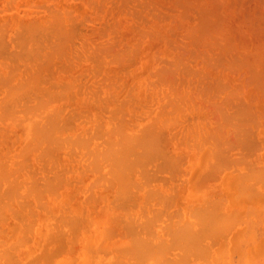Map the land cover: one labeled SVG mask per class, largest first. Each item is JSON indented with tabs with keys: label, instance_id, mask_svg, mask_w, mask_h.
Returning a JSON list of instances; mask_svg holds the SVG:
<instances>
[{
	"label": "bare ground",
	"instance_id": "bare-ground-1",
	"mask_svg": "<svg viewBox=\"0 0 264 264\" xmlns=\"http://www.w3.org/2000/svg\"><path fill=\"white\" fill-rule=\"evenodd\" d=\"M4 1H3L4 2L3 5H5V3H6V0H4ZM8 1H11L13 3L15 0H7V3L4 6L5 8L3 7L4 10L6 9V7H9L10 6L9 3L12 4L11 2L8 3ZM44 1L47 2L46 0H44ZM73 1L74 0H72L71 2H73ZM82 1H80L79 3H82ZM108 1L110 3L111 2L113 3V4H109V5H114V3H116V2L118 4V1L117 0H116V2H113V1H110V0H107L105 2L109 3ZM121 1H123V0H119L120 4L122 3ZM128 1L131 2V0H127L125 2L126 3H129ZM137 1L138 0H136V2L134 1L135 2L134 6L139 5L138 7L139 8L141 7L140 9H142V7L144 5L145 9L148 8V10L151 9V7H152L151 10L153 11V8H154L153 5L154 4L152 5L151 2L154 3V1L148 2L150 0H147L146 1L147 3H146L145 0H144V3L145 4H143V0H142V2L141 1L140 2L143 5L140 2H139L140 4L139 3L137 4ZM173 1L174 2H171V5L169 4L170 7H165V10L170 8V11L172 9H173L172 11H174L175 10L174 7L171 8V6H172V4L174 6V3L177 2L176 4L179 7L178 13H180V15L183 17L182 18L179 14H177L180 17V21L185 18L186 14L187 15L189 14L190 16H193V17H190L188 15V16H186V18H189V17L190 18H193V19L196 20V22L191 27L190 26L188 27L186 25L182 26V28L185 27V26L187 28L186 27H185L186 29L184 28L185 31H184V29H181L185 33H183L182 35L180 34L182 36V37L180 36V38H183L180 41H178V39H177L179 37H176V36H179L177 34L178 33L177 32L176 35H175V38L177 39L178 42H172V40H168V39H166L164 37L165 40L163 39V41L160 42V44H156V45H154V44L152 45L150 43V40L152 38H154L155 35L157 37L156 39H160L159 37L162 36V35L158 34V31L156 32V30L151 27L153 24L155 25L156 22H153L152 25L150 24L151 26L145 23V21H146V19H144L145 17H142L141 16V12L144 11V7H143V10H135V11H134V8H131L130 7L132 9V10L130 9L131 13L133 11V13L131 14V13H129L130 11L128 12V8L129 7L125 5L126 3H122V4H124L122 7L125 8L124 12L126 11L127 14L129 13V16H131V19L134 18L135 16H136V19H137V17H138V19L141 17L140 18V23L137 24V22H135L132 19L133 22L135 23V24H133V26H135V27H133L130 24L133 27L132 28L133 29V36L130 38V35H131L130 34L129 35V39H126L125 38L126 35H125L124 36V39L120 38V40H119L118 37H117V40H116V34L114 32L117 31V30H119V28L123 27V26L120 27V22L121 21L124 22L126 19L125 20H123V19L122 20H119L120 22L119 21H116L117 19L113 20L114 21V24L113 23L112 24H113V26L116 25L117 28H115V27H113L111 25L113 28L110 27L111 30H109V33L111 32L112 34H110V36L109 35L108 36H109V39L110 38H112V39H110V40L108 39L107 41H105V39L107 38V37L105 38V36H106L105 35V32H106L108 26H110V23L111 22L108 23L109 24L108 26H106V24H105L106 21L105 22L102 21L103 23H101V25H104L106 27V28L103 27V29H105V30H103L102 28H99V25L100 24L97 25V23H95V26L97 25L96 26L97 28L95 29L93 27V32H94V29H95V31L98 30L97 32L100 31L99 35L101 33H102L101 34L102 36L104 35L103 36L104 39L102 40L101 39L102 37H97L96 36V33L93 34V32L91 31L92 30V27H91V30L90 29L88 30L87 28H84L85 30L87 29L86 30L87 33H85V34L82 33V32H85L83 29H81L82 27L80 29L77 28V27H80L79 24H83V22L81 23V21H82L81 20V16H80V20H79L80 23L75 22L76 16H72L71 15L72 14L71 11H73V10H71V9H70L71 11L68 10V11L71 12L70 13V12L66 11V8L67 7L65 6V9L63 8L64 9V13L66 12L67 14H66V17H63V16H61V13L59 14V12H61L63 9L61 11L57 12L58 10L57 11L56 10L53 11L54 7H52L53 9L51 8L52 10H50V6H49V9H48L47 8L48 6H44V3L41 4V5L39 4L40 9L42 8L41 10L44 11V7H45V10L49 11V13H50L49 14L46 11L48 13V16H47L48 17V20H45L44 21V24L47 23V25L48 24L49 25L48 26L47 25L43 26V23H42V26H41V24H40L41 22H37L36 20L35 21H36V23H38V25H35V22H33L34 19L31 20L32 21V24H33V25H31L30 18H29V22H28V24L30 23L29 24L30 26L27 24V27L26 28H25L26 25L24 26V24H21V23L17 24V25H19L18 26L19 28L23 26V29L25 28V30L29 27V32L27 34V31L28 30H26V32L24 30L22 33L25 32L26 34H24V35L23 34L22 35L20 34V36L18 34L17 36H15L16 37V40H17V37L19 38V41L18 40H17L18 42L16 41L17 48H20L23 51V52L22 51H20V52H22L24 54L23 55L20 54L21 56H19L17 52H19L20 49L19 50H15L17 48L16 47L13 48L15 51H17L16 52L17 55H16V58L15 59L19 60L20 62L23 60L22 62L24 64L26 63V61H27L26 58L28 56H25L26 58L23 57V56L24 55H31L30 57H31L32 60L29 57V59L31 61H27V63H29V65L27 63L25 64L27 66V70H28L27 73H29V75L31 74L30 73V70H29L30 68H32L33 71H36V74L34 72V73H32L33 75L31 74V76H26V74H25V72H26L25 67L26 66L23 63H22L23 66H21L22 64L21 65H20V63L18 64L17 63V60H15V62H14V59H12V58L15 57L14 56L15 55V51L13 52L14 55L11 54L12 53L11 51H13V49H11L10 52L8 51L9 52V55L11 54V56H13L12 58L6 52V50H8V49H6L5 47H8L9 46L10 39L8 38L9 39V42H8V46H6L7 45L6 42L8 40H4V38L8 35L7 33L9 32L8 31L9 29L6 30V28L10 25V23L6 22V21H8V19L6 21H4V23H1L0 22L1 25H3V24L5 25V26L3 25L4 28L2 29V30L5 29L4 30V33H2L3 31L2 32L0 31V33H2L3 37L5 36V34H7L4 38H2V36L0 35L1 36V40L3 39V42L6 41L5 42L6 44H3L2 43L3 46L0 44L1 47H3L5 49V50H2L3 53L6 52L5 55L7 54L4 58L5 59H8V60H11L12 59L13 62H14L13 65H17V64L19 65V68H18L17 66L13 67L9 63V65L7 64L6 67L9 70L12 69V70H10L11 73L10 74L7 73L8 74L7 75V74H5L4 71H2L5 74V76L3 75V77L1 76V73H0V88H2L3 89V92H4V94L2 95V98H0V121L2 120L1 122H3L5 119H7L9 122L12 123V125L13 124H14V126L16 125L21 130V134L19 135V139H17L18 138L17 137L18 135L14 134V136H15L14 138H15V140L17 142H19V146L15 150L12 149L13 151L9 152L10 149H11V146H13V143L15 142L14 141V138H13L12 139L13 141L10 140L12 142V145L11 146L8 145L10 147V149L8 150L6 148L8 153L5 154L6 153L5 152L3 156L0 154L2 156V157L0 156L1 157L0 158V226L2 225V223L4 222V220L5 221L7 220V217H5L7 214H9V216L12 214L11 217L12 216L15 217V215L17 214L16 215L17 218L19 217L21 220H18L19 218L16 219V217L15 218L12 217L14 219V221H16V220L18 221V222L17 221L15 222V223H17V225H18V223H19V225H21V222H22V225L23 224H27L28 225V223L30 224L31 223V220L30 221L27 220L26 219L27 217H25V214L28 213L29 214V217H31L34 220L33 217H34V212L35 211H33V207L36 204L39 205V206H42L43 205L45 207L44 204H45V202L47 200L44 201L45 199L42 198V197H44L43 196V193L44 192H47L48 195L50 193H51V195L52 194L53 195L56 194L55 197L58 198L60 194H58L57 190L60 189L63 185H65V184L69 185L71 183V184H73V185H71V187L73 186L74 189H75V186H74L75 184H74V182L72 183V179L75 178V176L71 179V178H69V177H71V175L68 176L67 173L72 172V171H70L71 169L76 170L77 168H78L79 174L81 172L82 173L80 174V177L79 178H76V179H79V181H78L79 183H80V181L82 182L81 179H83L82 184L81 183L80 184L82 185L81 186V189L85 191L84 192L81 189H79L80 190V193L81 192L86 193V190H89L88 191V194H87V195H89L90 194L89 192L91 190V195L93 194L92 196L90 195L91 198H90V196H87L85 194L84 196H86V197L83 196L85 199H88V200L89 199H92V198H93L92 200H94V199H100L101 196L94 195V192L92 190L103 191L102 189H104V188L106 190L108 188H111L112 189V187H114L115 188L114 190H116V191L118 190L120 194L124 193L125 196L127 194H129L128 193L129 190H130V194H131L132 189H133V195L134 196H135V193L134 192H136V189H139V191L141 189H143L145 191H147V189L148 190L150 189L151 190L150 192L147 191V192H149L148 193L149 196H148L147 192L143 191L147 195L144 194V196L146 198L143 199V201H145V202H142V203L143 204H147L149 201H152L153 199H155L156 202H154L155 201L154 200L153 201V203H154L153 205H157V206L159 205L161 207V205L163 203L161 202V204H159L160 203V199H157V198L161 196L160 197L161 198V201L163 200L165 202V199H163V198H169L170 197L169 195L172 193L173 196H171L169 198V200L168 199L166 200L167 203L169 201V203L166 204V205H168L169 210H170V208L172 206V203L174 202V201L172 202L171 200H173V197L175 196L174 192L176 191V190L175 191H172V190L173 189H176L175 187L181 188L183 185L180 187V186H176L177 184H175V185L174 184H171V181H173V180L175 181L176 180L175 179V176L174 177L172 176V178H171V176H168V175H167V177L166 176L165 177L164 176L161 177L158 174L161 177V181L160 182L161 183L163 182L162 185L159 183L161 185V187H163V185H165V187L167 189L168 188L170 189V190L169 189L167 190L165 187L161 188V190H163L164 188L166 189V194L168 196H166V194H164L165 195L164 196L163 193L165 191L162 192V195H161V191L159 190L158 186L155 187L157 189H155L154 187L152 188L151 187V184L147 183L146 181L149 180V178L152 175H154V178L151 177L152 180L157 179V178H159V180H160V177L159 176L156 177V173H159V172L162 173V172L165 171V170L163 171V169H166V165H165V168H163L164 166H162V163H164L165 160H164V162L160 161L161 157L167 156V157H165L166 158V161L167 160L168 161L172 160V161H170V163L172 162V166L171 167H174L173 165H175V167L173 169H176V168L179 169L178 172L180 173L179 174L180 176L182 174L181 173L182 170L180 168H178L179 167L178 164H181L184 167H186L184 165L185 162H182L183 159L185 158V156L183 155L184 153L181 154V153L178 152L179 155L176 158L175 156H173L174 153L173 154L170 153V149L169 148H165L166 145H167V142L166 141H168L169 138L167 140H165V141H162V143L159 142V146H157L158 144L155 146V143H158V141L161 139V136H162V139L163 138L166 139V137H165L166 134H165V131L164 130L165 129H169L171 126H173L175 124L176 125L177 124L179 125L178 130H179L180 127H183V128L186 127L188 129L189 126H190V124L193 126L194 129L192 127L191 128L194 130V135H193V132H192V129L191 128H189V130H187L186 132H185V128H184V131H183V128H182L181 129L182 130L181 132H185V133L188 132V135L186 136V143L188 144V141H191V139H192L193 142L191 141L192 142L191 145L194 146L195 149L198 148V150H200V148H202L203 145L204 146H207V148L205 147L207 149V153H204V155H206V154L209 153V155L211 156V159H212L213 163L212 162H210L212 164L209 163V159H208V157H206L207 155L205 156L204 159H208V160H206V161H208V163L206 165L207 166V169H209L210 167L211 168L213 167V169L211 171L210 170L211 168H210L207 172H205V171H203V172H205V173H208L209 171L212 172L211 176L215 177L214 178L215 180L219 176L218 173L221 172L218 168H220V169L221 168H223V169L225 168V170H226L227 169L226 167L229 166L230 164H232L234 166V164H237L238 162H241V161L244 162V163L246 162V158H243L244 161L242 159H241V161L238 159V158H240L239 157L241 155L240 153H242L244 155L247 153V155H249V157L252 158L251 157L252 156L251 153L254 154L253 151H256V149L258 148V143H259V142H257L255 140V137L253 136V134L255 135L256 131H258V130H260L262 133H264V103L257 104V107H253V106H251L249 104V102L252 101V99H249V101L247 100V102L244 103L245 101L242 100V97H243L242 95L244 93H248V91H246V89H247V87L251 86L249 88H251V90H252V88L255 89V93H256V95L257 94L260 95L259 96L260 99L261 98H264V52H261L262 50H260V51H257V52H260V53H258L257 55H256V53H253L252 56L251 55L249 56V53L239 52L240 58L236 56V52L234 53L235 55H233L232 53H228V52H231V50H230V48H232L231 46L233 45V47H234V44L231 41L232 37L229 40V37L226 36L225 38H227L228 40L227 39L224 40V39H220V38L218 39L217 38L218 36L217 37L215 36V31H216V28L215 27H217V26H214V24L216 22L222 21V19H221L220 15L217 12H216V14H218L219 16L218 15L217 16L220 17V18H217L216 16H214V15H216L215 14V11H217L216 8H218V6L214 5V6H212L213 8L207 6L208 3H211L210 0H204L203 1L204 3H202V2L199 3L201 0H199V1L198 0H173ZM223 1H225V0H222V2ZM237 1L238 2H242L243 1V3H241L240 5H244V4L250 5V3L253 2V7L254 8L256 6H258V7L255 8L257 10L253 13V16H250L249 15L250 16L249 18L247 16V18L243 22H246V23H249V24L251 23V25H254L255 28H253L252 26L250 28L255 29V30H258L259 34L261 35V40H262V38H264V36H262V35H264V26H262V25H264V24H262V23H264V0H242V1L241 0H237ZM18 2H20L22 4L21 1L18 0ZM212 2L215 3L214 0ZM229 2H232V0H230ZM31 3H32V1H30L29 5H26L25 4L26 5V8L27 7L28 8L29 7H37L36 4H35L36 6H30ZM83 3L86 4L85 5L86 6L85 8H88V6H89L90 7L89 10L92 9L91 12L94 11V14L97 15V17H96L93 14L94 15V18L95 17L96 18L100 17V18H98V19H100L99 21H101V19L105 18L106 16L108 18L109 15H110L109 16L110 18H113V17H115V15L118 14V12H120V14H121V11H122V9H120L121 11H119V9H118L121 5H117L118 8L115 7L116 5H114L113 7H115V9L117 8L116 11L115 10L114 11L112 10L113 7H106V8H110L111 9V10L109 9L110 12H113L114 14L113 13H110L109 14V11L106 8L105 9L108 12L107 11L106 12H103L101 10V7L103 6L102 5L103 0H85V2L83 1ZM149 3L151 5V7L149 6ZM7 4H8V6H7ZM21 4L18 3V7H16V8L19 9V6ZM254 4H255V6H254ZM42 5L44 7H41ZM80 5H81V7H83V4H80ZM140 5H142V6H140ZM157 5H158V3H157ZM12 6H14V5H12ZM15 6H17L16 5V2H15ZM126 7H128V8H126ZM225 7H226V5H225ZM230 7H233V6H230ZM230 7L228 9H230ZM9 8L11 10H8V9H6V10L8 12H11L12 11V8L11 7H9ZM163 8H161V9H163ZM210 8H212L213 10H211ZM238 8H237V12H238ZM40 9H38V10H40ZM228 9H226V10H228ZM259 9H260V12L262 13V15H261L260 12H258L260 15H256V14H258L257 11ZM13 10L15 11V8ZM38 10H35V12L37 11L36 12L37 14L39 13ZM81 10H83V8ZM81 10H78V11H81ZM89 10L86 9V11H89ZM117 10H118V12H117ZM151 10H150L149 13L147 12L146 14H148V15L151 14V17L153 16L152 18H154V21H156L160 17L161 18L159 20H157L158 22L161 19H164L166 16L170 17V15H166L165 16L164 13H161L156 8L154 9L155 12H153V13H155V15H154L153 13H151L152 12ZM235 10H234V13H237V12H235ZM7 11H3L2 10L0 12H4L5 13ZM43 11H41V12L43 13ZM50 11H53V12H50ZM138 11H140V13H137ZM175 11H177V10H175ZM212 11H213V13H212ZM15 12H17V11H15ZM17 13H18L17 15L19 17L20 16L19 15V12H17ZM42 13H41V15H42ZM134 13L136 14L135 16L133 15ZM160 13H161V16H159ZM31 14H33V17H34V14L35 13L33 12V13H30V15ZM37 14H35V15H37ZM39 14L37 16H39ZM120 14L117 17H120V19H121V16H123V15L121 14V16H120ZM211 14L212 15L214 14L213 17H215L213 19V21L211 20V18H212V15ZM0 15H1V13H0ZM25 15L28 16L29 14L26 13ZM25 15H23V17L20 16V17H22V20H23V18H25L24 17ZM43 15H44V13H43ZM45 15H46V13H45ZM45 15L43 17H45ZM67 15L69 17H71V18H69ZM76 15L79 16L80 14L77 13ZM88 15H90V14H88ZM124 16H127V15L124 14ZM154 16H156V20H155V17ZM173 16H174V14L171 15V17H170L171 20H169L168 17H166L164 20H166V19L169 20L170 24H171V21H172V23H174V21H176L177 22L176 25L179 26V24H180V26L179 27L178 26L177 27L175 26V29H180L181 28V24H183V23H179L176 20V18L173 17ZM67 17H68V20H71L70 21V25L69 24H66V22H67L66 21V18ZM73 17H75L74 18L75 20L72 19ZM82 17L83 18L84 17L86 18V19L85 18L84 19L82 18L83 20H85V22L86 21L90 22V20L87 19V16L83 15ZM162 17H164V18H162ZM172 17H173V19H175L174 21H173ZM43 19H45V18H43ZM109 19H107L108 20L107 22H109ZM131 19L130 20H127V22L128 21L130 22ZM143 19L145 21H143ZM193 19H190V20L192 21ZM150 20H151V18H150ZM164 20H163V22H165ZM190 20H189V22H190ZM12 21H13V19H12ZM24 21H26V20H24ZM73 21H74V23H73ZM88 22H87V24H88ZM146 22L149 23L148 21H146ZM213 22H215V23H213ZM238 22H240V21H238ZM98 23H100V22H98ZM161 23H162V20H161ZM74 24L75 25L77 24L76 25L77 27L76 26L75 27H76V29H79V31H77L75 28H73V25ZM87 24H84V25H86V26L89 27V24L88 25ZM121 24H122V22H121ZM123 24L125 25V22ZM218 24L219 23H216L215 25H218ZM66 25H68L69 28ZM71 25H72V28H71ZM130 25H126L125 27H127V26L130 27ZM12 26H13V24H12ZM230 26L226 30H228L229 28L232 30V28ZM232 26L235 27L233 24H232ZM246 26H247V24H246ZM2 27H0V28H2ZM48 27H49V29H47ZM125 27H123V28H125ZM12 28H14V26ZM218 28H219V30H222V27H221V29H220V27H218ZM245 28H247V27H245ZM73 29H75V33L74 32H71V31H74ZM101 29H102V31H101ZM162 29H165V31H166L165 33H168L170 31L171 32V35H170V33H168L169 36H172L173 35V31L170 28V26H168L167 29L166 28H162ZM15 30L16 29H14V32H15V35H16V33H17L16 31L17 30L16 31ZM20 30H22V29H20ZM38 30L41 31V32H39L40 34L37 33ZM80 30H82L81 33H79ZM124 30H126V28ZM231 30H230V32H231ZM6 31H7V33H6ZM76 31L80 35L82 34V36L85 35L84 38H82L80 36L82 38V39L80 38L81 41L83 40L82 42H80V44L78 43L79 41L76 38V36L79 35V34L78 35L76 34ZM89 31H91V34H93V36L95 35L94 36L95 38L93 36H92L93 38L88 37L87 34H88ZM103 31H105V32H103ZM14 32H10V33L14 34ZM129 32H131V31H129ZM258 32L257 33L254 32V33L258 34ZM113 33H114V36L112 37ZM119 35L117 34V36H119ZM183 35H184V37H183ZM258 35H256V36H258ZM120 37H122V36H120ZM237 37L234 36L235 41H237ZM10 38H11V36H10ZM75 38L78 41L77 43L76 42H73L75 40ZM99 38H100V41H99ZM113 39L116 40V41H114ZM238 39H239V37H238ZM111 40H113L114 42L111 41ZM11 41H13V40H11ZM102 41H104L103 42L104 44L106 42H107V44L109 43V45L107 46V44H106L104 46V44H102V46H101L100 44H101ZM169 41H171V42H169ZM245 42L247 43L248 41H245ZM73 43L74 44L75 43L78 44L77 45L78 48L75 45L76 46V49H75ZM153 43H155V42H153ZM238 43L239 42L237 41V44ZM239 45L243 46V44H241V43H239L238 46ZM14 46H15V44H13V47ZM150 48H152V52L150 50L151 53L148 50ZM144 49H146L147 51L143 54L141 52ZM162 49L168 50L167 52L169 54H171L172 57L166 58V57L160 56L159 55V52ZM0 50H1V48H0ZM2 51L0 53H1L2 56H4V54H2ZM42 51L45 52L44 55H46V56L43 57ZM47 51H49V52H47ZM25 52H27V54H25ZM184 53H187L188 54V57L187 58H189L190 56L193 57V61H190L189 64L192 63V62H194V61L196 62V65L195 66H200L199 64H201V65L203 64L202 66H204V67L206 66L205 67L206 70L209 68V72H206L205 69H204V72L201 71L202 72L201 73L200 70L197 67H191V68L189 67V69H188V63H187V60L188 59L186 60V62L183 60L185 58L182 59ZM242 54L244 55L243 57H245V59L242 57ZM95 55L98 56V57H96ZM165 55H166V53H165ZM7 56H9V58H7ZM17 56L22 57V58H19L18 59ZM91 56H93V58ZM246 56L248 58H246ZM95 57H96V59H95ZM138 57L139 58L143 57V59L141 58V60H143L145 63H148L151 60V62L154 64V68H152V71L149 70L146 73L147 74V78H149L150 76L152 78L154 77V80L153 81H156V83L154 82L155 83L154 85L152 84L153 82L150 83L148 81L151 78L146 79V77H143L144 79H141V78L138 79L136 77L135 78L132 77L133 79L131 80V78H130V81L127 79L128 75H131L133 73L131 71L132 66L135 65L136 62H139L138 61ZM23 58H25V59H23ZM82 58H85V60H87V59H89V60L94 59V60H91L93 62L92 65L89 62V64L92 67L93 73L92 74H88V77H87V79L85 78L86 79L85 81H86V84L87 83L89 84L90 82H87L89 80L88 78L92 79V82L91 83H92V85L93 84H96V87H95V85H93L96 89H94V87L92 86L93 87L92 89H94L95 91L94 90L91 91V88H90L91 86L90 85H87L90 88V90H89V88L87 86H85V88L87 87V89L90 91V92L88 91L89 93L87 91L85 92L86 94L87 93L89 94L88 97H86L87 95L85 93H83L85 89L83 88L81 90L82 82L84 80V79L82 80V78L85 77V76H83L82 78L80 77L81 79L79 78V82L80 83H78V84L75 85L76 82H74V81H77L78 82L77 77L82 76V74L84 73L83 72L84 69L86 70L87 67L81 68V69H83V71H81V69L79 70V71H81V73L78 74L79 76L76 74V77H73L74 79L70 77L71 80L69 81L67 79V81H69V82H65L64 85H60L61 83L62 84L64 83V82H61V81H59L61 83L58 84L57 82H54V80H53V82H52L53 85L51 84V82H49V83L47 82L48 83L47 84L46 81H44V80L51 81L50 79H53L54 78L52 75L57 72L55 69H58V71H60V69H61V71L63 73L65 72L66 77L69 78L68 77L69 76L68 73H69L70 70L68 71V66H70L69 67V69H70L73 66L71 64L75 60H77V61L80 60L81 61ZM0 59L3 60V58H1V57H0ZM20 59H22V60H20ZM51 59H54V60H57V59L60 60L61 59L63 62L60 61L61 62V63H59L60 64V67H59V64H58V68H57V66H55V68H53L54 69L53 70L52 69V65L54 67L55 63L51 62L52 61ZM12 60H11V62H12ZM33 60H35L34 61L35 62V66L36 65L38 66V67L36 66L35 69H33V63H31V62H33ZM85 60L82 61V62H85ZM151 62H149V64ZM4 63L2 64V61H0V64H2L0 66H3ZM76 64L79 65L78 63H76ZM89 64H88V69H87L86 72H89L90 73L91 68H89ZM9 66L11 68H9ZM29 66H31V67H29ZM39 66H40L41 70L39 69ZM139 66H137L136 68L138 69ZM151 66H152V64H151ZM202 66H201V68H202ZM20 67H23V69L21 70V72H23L26 77L23 78V77H21V76H23V73L21 74V76L18 73V76H20V79H22V81L19 83V81H17V78L18 77L15 75V73H17V72H16V69L14 70V68H17V69H19L18 71H20ZM147 67H149V66H147ZM3 68L5 69L4 66H3ZM64 68L66 70H64ZM78 68H79V66H78ZM42 69H43V71H42ZM50 69H52L53 71H51ZM104 69H106V71L108 72L107 74L104 72ZM107 69H109V71ZM132 70H133V68H132ZM38 71H39V74H37ZM67 71H68V73H67ZM135 71H136V69H135ZM7 72H9V71L7 70ZM41 72H42V75L43 76L41 75ZM75 72H76V70H75ZM226 72H228V73L230 72L231 75H234L235 74L234 76L238 77V81H240L239 78L243 75L244 76V79H243L244 84H243V86L241 85L242 82H240V85L241 86H238L239 83L237 84V86H232L231 84H229L231 82L229 80L227 81V76L230 78L231 75L230 74L228 75ZM143 73H144V71H143ZM236 73H238L239 75H237ZM146 74H144V75H146ZM13 75L15 77H17L16 78V81H15L16 83H14V84L7 83V82H10L11 79H13ZM140 75H141V73L138 76H140ZM41 76H42V78H41ZM8 77L9 78L12 77V78L11 79H7V80H4V81H7V82L1 81V79L3 80V78L6 79ZM91 77H94L95 79L97 78L96 80H97V82L98 81L99 82L96 83V80H93L94 78H91ZM18 80H19V78H18ZM40 80H43L44 83L47 84L46 86H49V84H51V85L49 87H46L45 84H42V81H40ZM241 81H242V79H241ZM71 82H73L74 84L71 83ZM54 83H55V85H54ZM56 83H57V85H56ZM7 84H9V85H7ZM86 84L84 83L83 85H86ZM98 84H99V86H98ZM43 85L46 88L43 87ZM235 85H236V83H235ZM77 87H79V90H77L78 89ZM99 88L102 89L101 92H100ZM164 88L165 89H168V91L169 90L171 91V97H170V99L166 98L165 103H163V105L161 104V108L162 109H158L159 111L155 113L156 115L153 118H150V120L152 119L150 122L143 123V125H141V126H139L140 125L139 124L138 125L139 126L138 128L137 127L135 128L134 127V124L133 125L131 124V126L136 129L135 131L126 130L127 127L123 125V122L127 121V119L125 120L123 118V116L124 115L125 116H128L124 112L126 110H129L130 108H132V105H133L132 99H134V98L131 96V93L133 92L135 94L138 90H143L145 92L146 91L148 92L149 90H155V93L157 91L158 95H160L159 94V91L161 90L160 92H162ZM74 90H76L75 93L78 96H82V95H79L81 93L85 94L86 95L85 97L87 98V101L92 100L93 101V104L94 103H97V102H100L101 104L97 103V105H95V106L93 105L94 109H97L96 106H100V109H99L98 112H99L100 115H102V118L105 117L103 115L108 114V118H110L112 121L109 120L106 117L109 120V122L107 123V121H106L104 123V127H103L102 126V123L103 122L100 121L101 118L99 116L97 117V115H95L96 119H94L95 117L93 119L87 118L88 117L87 115H90V112H88L89 113L88 114L85 109H83V110H85L86 112L83 111L82 108H80V111H82L81 113H83V114L77 113V112L75 114L74 111H73V108L74 107L71 108L70 105L67 106L64 102L63 103L65 104V106L63 104L58 105L60 102H62L63 99L65 100L64 97H66L67 95H68V97H66V98H68V100H70V101L71 100L73 101L74 96H73L72 93L74 92ZM119 90L121 91V93H120ZM80 91H82V92H80ZM170 91H169V93L167 92L166 94L165 93H161V94H163L164 97H167L170 94ZM68 92H71V94H69ZM77 92H79V93H77ZM101 93L108 94L109 95V96H107V102L106 101H105V103L102 102L103 101L102 99L105 98V100H106V96L101 98ZM111 93H116V95L118 94L119 97L117 96L118 98H116V100H114L113 94H111ZM69 95H71V96H69ZM142 95L143 96L146 95V96H144V98H145V101H147L146 98L149 97V96L147 94H145V93L142 94ZM240 96H241V98H240ZM252 96L254 97V95H251L250 97H252ZM85 97H84V99H85ZM110 97L113 98L112 100H114V104L113 103L112 104H109L110 102H113L111 100H110V102H108V99H110ZM114 97H115V95H114ZM135 97H136V95H135ZM141 97H139V98H141ZM164 97H163V99H164ZM155 98L157 99V97H155ZM159 98H160V101H161V97H159ZM238 98H240V100ZM257 98H258V96H257ZM136 99H137L136 100V102H137L138 101V98L136 97ZM156 99H153V100L156 101ZM255 99H256V97H255ZM149 100H151V99H149ZM241 100L243 102H241ZM258 101H259V98H258ZM260 102H262V100ZM68 103H70V102L68 101ZM146 103L148 105V102H146ZM153 103H155V102H153ZM82 104H84V103H82ZM90 104H91V101H90ZM74 105H76V104H74ZM135 105H137V104L135 103ZM166 105L168 106V108L166 110H164L167 107ZM66 106L70 108L69 111H72V114L71 115L68 112L67 108L65 110V107ZM145 106H146V104H145ZM145 106L142 105L143 108ZM154 106L155 105H153V107ZM159 106H160V104H159ZM164 106H166V107H164ZM61 108H64V109L61 111ZM137 109H139V108L137 107ZM154 109H152V110H154ZM156 109H157V107H156ZM87 110H88V108H87ZM131 110H134V109H131ZM152 110L151 111L150 110L147 111V112H150V113H146V111H144V112L147 115H149V114L152 113ZM64 111L66 113V114L64 113L66 116L63 114L62 118L59 117ZM131 112H132V114H130L128 117H132L133 111H131ZM137 112H138V110H137ZM144 112L142 114L141 113L140 114L143 115ZM183 112L184 113H188V114L190 112H192L193 115H194V113L195 114H199V115H201L202 119L199 118V121H198V119H196V117H195V119H196L195 120L194 119V116H193L192 117V119H193L192 122L194 124H192L190 122H189L190 124H188V121H187V124H185V122H184L185 120H182L181 121V119H180L181 116H183V114H181ZM74 114H75V116H74ZM84 114H87V115L86 116H83ZM177 115H180V116H178L179 118L177 117ZM186 115L184 114V116H186ZM64 116L67 117L66 118L67 120L65 119L63 121V117ZM136 116H138V115H136ZM144 116H146V115H144ZM69 117L71 118V121L69 120L70 119ZM78 117H80V118H78ZM186 118L188 119V116H186ZM144 119H145V117H144ZM190 119H188V120H190ZM206 119H207V121L202 124V121L203 120H206ZM74 120L76 121V123L73 122ZM98 120L100 121L99 124L97 122ZM103 120H104V118H103ZM195 121L196 122L198 121V122L195 124ZM134 122H135V120H134ZM5 123H7V122H5ZM86 123L87 124L96 123L98 125H94L93 124L94 126L90 128V127H88V125ZM126 123H127V125L129 124L128 121ZM108 124H109V127L107 128ZM6 125H8V124H6ZM80 125H82V127L85 126V125H87V126H85L87 128H85V127L82 128V127H80ZM185 125H187V126H185ZM125 127H126V129H125ZM2 130H4V129H2ZM171 130H172V128H170V131ZM178 130L175 131V126H174V130H173L174 133L173 132L170 133V131H168L169 134H170V136H171V137L169 136L170 137V140H172L175 137V135L177 136L178 132H180ZM5 131H7V130H4V132H2V131H0V132L1 133H6ZM14 131L15 130L13 129L12 132L14 133ZM163 131H164V134L162 133ZM181 132H180L181 136L178 134L181 137V139H179L180 137H178L177 140H176V137L174 138V140L176 141L177 144H182V142H181L182 137L185 136L184 135L185 133L182 134ZM196 132L198 134H196ZM173 134H175V135H173ZM0 136L2 138L4 137L1 134H0ZM188 136L191 137L189 140H188ZM262 137H264V136H262ZM3 139H1L2 140L1 142H3ZM17 142H16V145H17ZM163 142H166L165 143L166 145ZM183 142H185V140ZM183 144L186 145L185 143H183ZM160 145L161 146L164 145V146L161 147ZM188 145L190 146V144H188ZM188 145H187V148L189 147ZM5 147H7V146L5 145ZM159 147H160V149L161 148H164V149H161V151H160L159 150ZM226 148H227L228 151L231 150L232 148L233 149L234 148L237 149V153H238L239 156L237 155V157H236L237 159L235 161H234L235 158L234 159H231L230 158V155H229V157H228V155L226 157V155H225L226 152H224V149H226ZM259 148L264 149V146H261V147L259 146ZM259 148H258V150H259ZM208 149H210V151ZM171 150H172V148H171ZM227 150H225V151H227ZM168 151H169V153H167ZM200 151H202V150H200ZM168 154H169V156H168ZM180 154L183 155L184 158H182V156H180ZM187 154H189V153H187ZM153 156H158V160L160 162L157 163V164H158L159 168H162V170L159 169V171H158V169L157 170L155 169V171H157V172H154V174H153V170H152V172H151L152 174H147V175H150L149 178H148L147 175H146V173H145V171L143 170L144 171L143 172L142 169L143 168L145 170L147 169L145 167L146 163H148V161H149V163H151L150 162V160H152L151 158H153V159L156 158V157H153ZM172 156L175 157V159H172ZM259 156H260V154H259ZM62 157L68 158L69 161L68 160H65V161L63 160L64 162H62L61 161ZM180 157L182 159H180ZM241 157H243V156H241ZM37 158H38V160H41L43 162L42 163L43 166H42V164H40L41 166L39 168L41 169V172L43 173L44 177H43V175L42 176H38L37 175V172L36 173L34 172V170H35L34 167H33L34 170H30L32 168L29 169V167L31 166V164L29 165V162H30L29 160H32L33 159L32 161H34V159L36 160ZM145 159H146V163L143 162V161H145ZM163 159L164 158H162V160ZM176 159H179V160L177 161ZM204 159L202 158V160L200 162L202 163V161ZM155 160H157V158L154 159V161ZM232 160L235 163H233ZM257 160H256V162H257ZM185 161H187V160H185ZM206 161L203 162V163L205 164ZM242 162L240 164H243ZM248 162H249V160H247V163ZM76 163H83L84 165L83 164L82 165L84 167H82L81 169L79 168V166L75 167L76 166L75 165ZM170 163H168V165ZM251 163L254 164V162H251ZM251 163L249 164L250 166L253 165ZM259 163H257V164H259ZM46 164H47V166H46ZM159 164L161 165V167H160ZM202 164H201V167L203 168ZM221 164L225 165V167H223V165L221 166ZM77 165H79V164H77ZM142 165H144V166H142ZM147 165H149V164H147ZM151 165L149 167L150 170H151ZM208 165H210V166H208ZM249 165H247V166L244 165V167H243V170L244 171H241V172H239L240 170L239 171L235 170V168H233L231 170L230 169L231 166H230V168H228V169H230V171H228V169H227V171L229 173H234V171H237L236 174L234 173L233 175H235V176L237 175L238 177L240 176L239 179L237 177H236V179L234 178V183L236 182L235 180H238L237 181L238 183L237 182H236V184L231 183V185L233 184L232 185L233 188H234V185H236V192L234 191V193L239 194L240 195V198L242 197V195H243L244 198L247 195L246 198L248 200H249V198H252V197H253V199H254V197H256L255 199H257V196L259 198H260V196L264 197V193H259L258 191L255 190V188H257V185L258 184H259L258 186L261 185L260 187H264V169H262V167H261L262 165L261 166L259 165L261 168L257 167V169H256L255 168L256 164H254L255 166L253 165V168H255L256 170L255 169H251L252 166L250 167ZM69 166L70 167L72 166L75 169L72 168V167H71V169H69L70 168ZM245 166H246V168H245ZM248 166H249V168H247ZM44 167L46 168V170H45ZM201 167L199 165L198 170ZM42 168H44V169H42ZM140 168H142V169L140 170ZM156 168H158V167H156ZM177 169L175 171H176V174H177L178 177L177 176L176 177L178 178L177 180H180V183H179V181L177 183L180 185V184H182V181H181V179H179V175L177 173ZM47 170H49L50 174H47ZM52 170H55V171L53 172ZM68 170H69V172H68ZM168 170H172V168L171 169H168ZM200 170H202V169H200ZM200 170H199V172H200ZM51 171H52V173H51ZM141 171L146 176L142 175ZM146 172H147V170H146ZM172 172L171 171L170 172L167 171V174L169 173V175H172ZM183 172H184L183 173L184 175L186 174L185 176H187V174L189 173L187 170H186V173H185V171H183ZM197 172H194L195 174H193L194 175V176H192L193 178L195 176L196 177L198 176V179L199 180L201 179V181L203 179H206L207 180V176L205 175V173H201L200 176H199V174L198 175L196 174ZM216 172H217V174H216ZM228 172H226V173L228 174ZM38 173H40V172H38ZM148 173H149V171H148ZM140 174H141V176H140ZM45 175H47V176L45 177ZM72 175H73V172H72ZM173 175H175L174 172H173ZM201 175L203 176L202 177L203 179L201 178ZM233 175H231V176H233ZM143 176H144V178L147 177L148 179L147 178H145V179L143 178V181L142 182L140 181L142 183V185H141V184H139L140 182L138 181V178L139 177L141 178ZM211 176H209V178ZM223 176H225V175H223ZM192 177H190V178H192ZM196 177H195V179H196ZM227 177H228V175L226 176V178ZM67 178H69L68 181H67ZM140 178H139V180H141ZM184 178H182V179H183V184L185 185L184 182L185 181H188V179L186 180ZM193 178L191 180H193ZM209 178H208L207 181L214 180L212 178H210V179ZM169 179L171 180L170 181V184L171 185L168 184V183H167L168 184L167 185L165 183L166 181H169ZM152 180H149V182L152 181ZM199 180H196V181L199 182ZM206 180H203L204 182H200V183H197L195 181V186L197 188L194 187L193 188L194 190L192 192H196V190H198V192H199L202 187H204V189L207 188L206 185L203 186V184L205 183ZM227 180H229V178ZM154 181H157L158 182V179L157 180H154ZM154 181H152V182L154 183ZM78 182L75 181V183H78ZM133 182H135V183H133ZM143 182H145L147 186H144L145 184L143 185ZM198 184L201 185V186H197ZM172 185H174V186H172ZM149 186L151 188H149ZM136 187H139V188H136ZM145 187H147V189H145ZM54 190H56V191H54ZM152 190H153V192H152ZM177 190H180V189H177ZM59 191L61 192V189ZM73 191H75V190H73ZM124 191H127V192H124ZM168 191H171V192L168 193ZM77 193H79V192H77ZM141 193H142V191H141ZM151 193H152V195H151ZM153 193H155V194L157 193V194L156 195L155 194L153 195ZM206 193H207V191H206ZM234 193H233V195H234ZM41 194H42V197H41ZM120 194H118V192L115 194V192H114V197L112 198V200L115 201V199H119L120 198ZM124 194L121 195V198H120L121 200L119 199L120 201L118 202L119 204H120L121 201L122 202H125V204H126V202L129 201V198H130V200L133 199L132 196H130L129 198L128 197L126 198L124 196ZM214 194L215 195L218 194V196H219L220 193L219 192L217 193L216 191H214L213 192V195L212 194H209L211 197L213 196L212 199H211V197L209 195L203 197V200L205 201V204H206L205 206H203V207L202 206L196 207L195 205L192 206V210L191 211H194V213H195V209L196 208H198V209L201 208V207L204 208L203 210L202 209H200V210L196 209L197 211H199V212L196 211V214H194V213L191 212V214L193 216L195 215L194 218H193L194 219L193 222L190 221V222L187 223L186 220H184L186 223L185 222H182L183 220H181L182 218L180 217V215H179V220H180L179 221L177 219L178 218L177 216H178L179 213L178 212L176 213L174 211L177 214V215H175V213H172L173 210H171L172 212L171 211L170 212L172 213V215L176 216L175 217V221L178 220L176 222V226H175L174 221H171V220H173L172 218H174V217L171 218V216H170L171 214L169 215L168 209H165L167 207L165 205V203L163 205H165L166 207H164V206L161 207V211H163L162 212L163 214L160 213L158 215H160V217L162 215H164L165 219H164V222H162V223L165 224V221H167L166 222L167 225L165 226L167 229L166 228H163L164 224H163V226L161 224L160 227L162 226L161 227V233H162L161 235L162 236H159V235L158 236H159V238L162 237L160 239H163V241H165V238L167 236L165 238H163L164 234H167L168 232L171 233L170 231H167V230L170 228V230H173L174 231V233H173V231L171 233V234H174V235L173 236L170 235L169 237L172 239L171 241L175 245V249H177V251H178V254L177 255H176L177 252L173 253V254H175L177 256V259L174 258L177 261V264L178 263H180V264L181 263L182 264H186L188 262L187 260H189V259H190L189 261L192 262L191 264H216V263L218 264L220 262L219 259H221V257H220V258H218V261H217V257H219L218 255L221 256L222 254H224L226 256V254H227L226 252L228 250H226V248L224 250H222L223 248L220 247L219 248V251L221 250L223 252L224 251H226V252H224V253L223 252H221V253L220 252L219 253L217 252L218 254L215 253L216 255L215 254L213 255L214 252L212 253L213 250L211 251V249L214 247L215 248L214 251L217 250L216 249V247H217L216 245H217L219 239L220 240L223 239L224 240V243H226L225 242L226 235H224L222 233L224 231L227 232V230H229L230 228H231L230 230H232V227L233 226H236L235 224H238V223L241 224V225H245L246 226V223H250L251 224V222L252 223L254 222L252 224V226H254L255 225V221H253L252 218L250 219V215H256L257 214V216H255V217L256 218H259V217H261V214H264V213H262V208H264V205H262V204H264V202H262L261 204H259V203L257 204L258 205V207H257L258 209L257 210H255L256 209L255 207H252V204H249L248 205L246 203L247 204V205H245L246 208H250L251 207V209L252 208H255V209H252V211H251L250 209H246L245 208L247 211L245 210L246 214H244V211H242L244 209L242 207L243 204L241 203L242 198L241 199H237L239 196L237 195V198H236V194H235L234 196H235L236 199L235 198H233V199H235L237 201V203H239L238 200H240V203H241L240 209L242 208L241 209L242 212L241 211L239 212L238 208H236V209L235 208H231L230 211L232 209H235V210L234 211H231V212L229 211L227 214L225 213V211H223L224 213L221 212V213H223L222 214L223 216H222V215L218 214V211H219V209L222 210L223 207L225 208V206L221 207L222 206L221 203H222L223 199L226 200V196H225L226 194H222L221 193V196L223 195L222 196L223 199L221 198V196H219L220 197L219 200H217L219 197L217 198V196H215L216 197L215 198L214 197ZM260 194H262V195H260ZM44 195H45V193H44ZM117 195H118V198L116 197ZM123 196L125 197V199H124L125 201H123V199H122ZM147 196L150 199H151L152 196H154L155 198L152 197V200H149L147 198ZM208 196L210 197V199L208 198V200H207L206 197H208ZM224 196H225V198H224ZM231 196H232V194H231ZM234 196H232V197H234ZM98 197H100V198H98ZM102 197H104V195H102ZM63 198L66 199L67 197L66 196H63ZM104 198H101V199H104ZM36 199L38 201H36ZM40 199H41V201H40ZM52 199H54V198H52ZM126 199L128 201H126ZM146 199H148V200H146ZM253 199L252 200H249V201L253 202L254 201ZM32 200L36 204L33 205V207L30 208V206L32 205V203L31 202L29 203V201H32ZM210 200H212V201L215 200L214 201V204H213V202H210ZM133 201H134V199L132 200V203H134ZM204 201H203V203H204ZM219 201H221V202H219ZM116 202H117V200L115 201V203ZM224 202L225 201H223V204H225ZM231 202H233V200ZM255 202H256V200H255ZM257 202H258V200H257ZM259 202H260V200H259ZM28 203L31 204V205H29ZM118 203H116V204L113 203V204H114V206L116 205L118 207V205H119ZM218 203H220V205ZM237 203H235L236 204V207L238 205ZM121 204L119 205V207L121 206ZM169 204H171V205H169ZM207 204H209V205H207ZM253 204H255V203H253ZM37 205L35 207H37ZM128 205L127 204L125 205V207H126L125 209H127V210H129L128 209ZM148 205L151 208L153 206V205L151 206L150 204H148ZM200 205H204V204H200ZM43 206H42V208H44ZM142 206H144V205H142ZM13 207H18V208L20 207L19 209H21V212H18ZM24 207L27 209L28 212L25 210L26 213H24V212L22 213V210H24ZM139 207H141V206H139ZM177 207L179 208V206H177ZM142 208L143 207H141V210H142ZM157 208L158 207H156V208L153 207V210H154L153 212H155V210ZM193 208H195V209L193 210ZM143 209L145 211V206H144ZM190 209L191 208H189V210ZM11 210H13V212ZM29 210L31 211V213L33 212L32 213L33 216H30L31 213H30ZM121 210H122V208H121ZM124 210H123V214L124 213L126 214L127 211L124 212ZM158 210H159V212H161L160 209H157V212L156 213H159ZM179 210H180V208H179ZM259 210H261V211H259ZM9 211H11V213H9ZM164 211L166 212V214L164 213ZM236 211H238V214L236 216L238 217L239 220L238 219H235V217H234V214L237 213ZM153 212L151 213V215L153 214ZM234 212H236V213H234ZM258 212H261L260 215L258 214ZM19 213H21L24 216L21 215V217H20ZM189 213H190V211H189ZM242 213L245 215L244 216V218L246 219L245 221H244V218L242 217L243 216ZM130 214L131 213H129V212L126 214V217L125 218L127 220L126 219L125 220L122 219V220L128 221V218H129ZM148 214L146 213V214H143L145 216H142L143 217L142 219L143 220H146V221H144L145 223H147L146 226L148 224H151L152 223L151 222L152 220H153V223L154 224H158V223H155V221H154L155 218L154 217H156V216L159 217V216L157 214L155 216L154 215H152V216L150 215L151 217H153V218H151V217H149ZM180 214H182L181 211H180ZM191 214H188V216L191 217ZM146 215H148V216H146ZM165 215L166 216L169 215L170 217L168 216V218H171V219H166V216ZM258 215H259V217H258ZM127 216H128V218H127ZM134 216L133 217H130V219L133 220L132 218H134ZM246 216H249V217H246ZM74 217H72L71 219H75ZM157 217H156V219H157ZM190 217H188V218H190ZM240 217L243 218V220ZM58 218H59V221H60L59 223H62V220H65V222H67L66 220H69L70 219V217H69V219L68 218H63L62 219L60 217H58ZM136 218H137V216L134 218V222H135V219ZM25 219L27 220V222L25 221ZM78 219H80V218L78 217V218L75 219L76 221L75 220L74 221L77 222ZM147 219H148V221H147ZM248 219H249V222H246ZM131 220H129L128 223H130ZM143 220H140V222L143 221ZM160 220H162V219H160ZM169 220H170V222L168 224V221ZM240 220H242L241 222L242 223L244 222L245 224H242L240 222ZM56 221H58V220H56ZM136 221H137V219H136ZM149 221H150V223H148ZM80 222H82V221L80 220ZM123 222H122V225L124 223L127 224V222H124V223ZM131 222H133V221H131ZM140 222H137V223L140 224ZM159 222H161V221H159ZM171 222H172L173 225L171 224ZM234 222H235V224H232ZM258 222H260V220ZM67 223H70V222L68 221ZM72 223H73V221H72ZM135 223H133V225H135ZM145 223L142 224L144 226V228L146 227L145 226ZM78 224H80V223L78 222ZM177 224H179V225H177ZM229 224H230V226H229ZM142 225H141V227H142ZM169 225H170V227H167ZM194 225H195V228L193 227ZM137 226H139V225H137ZM149 226H151V225H149ZM157 226H159V225H157ZM178 226H180V229H178L179 228ZM247 226H248V224H247ZM247 226L244 227V228H249L250 229V226L249 227H247ZM192 227L194 228V230H192ZM125 228L128 229L127 227H125ZM175 228L177 229V232H178L176 234H175V232H176L175 231ZM223 228H224V231L222 230ZM28 229L29 228H27V231H23V229L21 228V231H22L21 234L22 235H25L24 238L25 237L27 238L28 237L27 232L31 231L30 229L29 230ZM196 229H198V230H196ZM225 229H227V230H225ZM249 229L248 230L246 229V231L247 232L248 231L249 232H252V230L250 231ZM4 230H5L4 228H3V230L0 229V246H1V242H3L2 238H1L2 237L1 231L3 232V235H4ZM133 230H135V229H133ZM149 230H151V229L149 228ZM162 230H163V232L165 231L164 234H163ZM229 231H228V234L230 233ZM242 231H245V229L242 230ZM149 232L147 234L145 232H142V233L145 234L144 236H147L149 234ZM247 232H245V234L242 232L244 234L243 237H245V238H243V239L242 238H239L240 237V235H239V237L236 239L237 240V244L238 243L242 244V246L238 244V247L240 246L241 249H242V247H243L244 244H247V243H245L247 241L246 235L249 234ZM23 233H25V234H23ZM30 233L31 232H29V234ZM124 233H125V231H124ZM138 233L141 234L140 232H137V234L135 233V235H138ZM158 233H159V231H158ZM253 233L252 234L255 237L256 236V231H253ZM152 234L150 236L148 235L150 239H152ZM129 235L132 237L134 234L131 235V233H130ZM138 236L140 237V235H138ZM156 236L157 235H155V237ZM19 237L16 238V240L19 239ZM135 237H137V236H135ZM143 238L145 240V237H143ZM170 238L168 240H170ZM131 239H133V238H130V240ZM134 239L135 240H132L133 241L132 243H134V241H136V242L138 241L136 238H134ZM153 239H154V236H153ZM238 239H241V240H238ZM139 240H140V238H139ZM223 240H222V243H220V246L223 245V247H226V246H224L226 244L223 243ZM244 240H246V241H244ZM248 240H250V242L252 241L249 238H248ZM140 241L143 242L142 236H141V240ZM146 241H147V239H146ZM152 241H155V240H152ZM171 241H169V242H171ZM240 241L243 242V243H241ZM157 242H160V241H157ZM247 242L250 243L249 241H247ZM162 243H164V242H162ZM162 243H161L160 246H162ZM168 243H166V245L164 243L163 245H165V246H162V247H164L163 248L164 251L161 249L162 250L161 253L163 252V254H160L159 253L162 256H159L158 258H161V259L162 258L163 259L166 258L168 260L167 261L165 259L164 260L162 259V261H163L162 264L163 263L170 264L169 261L173 262V260H174L171 257H170L171 260L168 257H165L167 255V253H168L166 251ZM214 244H216V245H214ZM141 245H142L143 248L141 247ZM141 245L138 247V242H137V245H135V247L140 248V249H136L135 247H133V249L135 248V250H140L139 251V253H140L141 252V249L143 250L144 247H146V245L143 246L144 244H141ZM230 246H232V245L230 244ZM230 246L228 247V249L230 248ZM1 247H0V262L2 261L4 263V261H3L4 258L2 256V252L4 253V247H3L2 250H1ZM168 247H170V246H168ZM155 250L152 251L151 254H153L155 252ZM127 251L129 252L130 250H127ZM179 251H181L180 253H182V251H183V253L184 252L185 253L184 254H179ZM147 252H149V250ZM132 253H134V252H132ZM137 253H138V251H137ZM137 253H134V254H137ZM187 253H188V255L189 254L190 255L188 256ZM151 254H149V255H151ZM155 254H156V252H155ZM155 254H153L154 256L152 255V257H154L156 259L157 257H155ZM169 255H172V254L170 253ZM141 256H143V254ZM179 256H180L181 259L179 258ZM147 257H149V256H147ZM141 258H143V257H141ZM141 258H138V259H140V262L142 260ZM150 258H151V256H150ZM150 258H148L147 260H149ZM182 258H184V259H182ZM156 260H158V259H156ZM178 260H180L181 262L178 261ZM185 260H186V262H185ZM153 261H155V260L152 259V262ZM176 261H175V263L173 262V264H176ZM155 262H157V261H155ZM150 263H151V261H150ZM107 264H109V263H107ZM111 264H112V262H111Z\"/></svg>",
	"mask_w": 264,
	"mask_h": 264
},
{
	"label": "rangeland",
	"instance_id": "rangeland-1",
	"mask_svg": "<svg viewBox=\"0 0 264 264\" xmlns=\"http://www.w3.org/2000/svg\"><path fill=\"white\" fill-rule=\"evenodd\" d=\"M4 0H0V11H7L6 9H8V10H11L9 7H11L12 8V11L11 12H0L1 13V17H0V22L1 23H4V21H6L7 19H8V21H6V22H8V23H10V25L6 28V30H8L9 32L7 33V31H6V33L8 34H5V38L3 37V35H2V33H4V30H2L3 28H4V26L3 25H1V23H0V27H2V28H0V31L2 32V33H0V35L2 36V38H4V40H8L6 43H7V45L6 46H8V42H9V39H10V44H9V46L8 47H5L6 49H8V50H6V52L8 53V55H9V52H10V50L11 49H13V48H17V45H16V41L18 40L19 41V38L17 37V40H16V37L15 36H17L18 34H19V36H20V34L22 35H24V34H26L25 32H26V30H28L27 31V34H28V32H29V27L25 30V28L27 27V24H28V22H29V18H30V21L32 20V19H34V21L33 22H35V25H38V23H36V21L37 22H41L40 24H41V26H42V23H43V26H45V25H47V23H45L44 24V21L45 20H48V13H49V11H47V10H45V7L44 6H48L47 8L49 9V6H50V10H52L53 8L52 7H54V9H53V11L54 10H58L57 12H59V11H61L63 8L65 9V6L67 7L66 8V11H68V10H73V11H71L72 12V16H76V18L75 17H73L72 19L73 20H75V22H78V23H80L79 22V20H80V16H81V23L83 22V24H79L80 25V27H77L75 24L73 25V28H75L76 29V27L77 28H81V29H83L85 32H82V30H80V32L79 33H87V29L89 30H91V27H92V32H93V27L96 29L97 27V25H99V28H102L103 29V27L104 28H106L104 25H101V23H103V22H105L106 21V26H108L109 24L108 23H110V26H108V28H107V30H106V32L105 31H103V32H105V41H107L108 39H109V36H110V34H112L111 32L109 33V30H111V28H113V27H115V28H117V26L116 25H114L113 26V24H114V21L113 20H115V19H117L116 21H119V20H125L124 22H125V25L123 24L124 22L123 21H121L122 22V24H121V22H120V27L121 26H123V27H125L126 25H132L133 26V24H135L134 22H133V20L135 21V22H137V24H139L140 23V18L138 19V17H137V19H136V14L134 13L133 15L135 16L134 18H132L131 19V16H129V13H131V11H130V9L131 8H134V11L135 10H143V7H144V5L143 4H145L144 3V0H143V4L141 3L142 2V0H138L137 1V4L140 2L142 5H143V7H142V9H140L138 6L139 5H137V6H134V4H135V2H136V0H131V2H129V3H126L125 1H127V0H123V1H121L122 3H126L125 5L126 6H128V7H126V8H128V14H127V12L125 11L124 12V10H125V8L124 7H122L124 4H120V2H119V0H117L118 1V4H117V2H116V0H110V1H113V2H116V3H114V5H116L115 7H117V5H121L118 9H119V11H121L120 9H122V11H121V14L123 15V16H121V14H120V12H118V10H117V12H118V14L117 15H115V17H113V18H110L109 16H108V18H107V16L105 17V18H103V19H101V21H99L100 19H98V18H100V17H98V18H96L97 17V15L96 14H94V11L93 12H91V10H89L90 9V7L88 6V8H85L86 6V4L85 3H83V1L85 2V0H74L73 2H71L72 0H46L47 2H45L44 0H19V1H21L22 2V4L20 3V2H18V0H15L13 3L11 2V1H8V3L9 2H11L12 4H10L9 3V7H6V9L4 10V6L6 5V3H7V0H6V3H5V5H3L4 4V2H3ZM26 3H25V2ZM30 1H32V3H31V5L30 6H36L37 5V7H27L26 8V5H29V3H30ZM80 1H82V3H79ZM105 1H107V0H105ZM104 0H103V3H102V5L104 6H102L101 7V10L103 11V12H106L107 10L109 11V14L110 13H113V12H110V8H106V7H113L114 5H109V4H113L112 2L110 3L109 1V3H107V2H105ZM135 1V2H134ZM147 0H145V2H146ZM151 1H154V3H152ZM199 1V0H198ZM197 1V2H198ZM204 0H201L199 3H204L203 2ZM213 1V0H212ZM211 0H210V2L211 3H208L207 4V6H209V7H212V6H214V5H216V6H218V8H216V10L217 11H215V14H216V12L220 15V17H221V19H222V21H220V22H216V23H219L218 25H215L216 23L215 22H213V23H215L214 24V26H217V27H215L216 28V31H215V36L219 39H227V38H225L226 36L227 37H229V40H230V38L232 37V39H231V41H232V43L234 44V47H233V45L231 46L232 48H230V50H231V52H228V53H232L233 55H235L234 53L236 52V56L237 57H239L240 58V54H239V52H243V53H249V56L251 55H253V53H256V55L258 54V53H260V52H257V51H260V50H262L261 52H264V38H262V40H261V35L259 34V32H258V30H255V29H252V28H250L251 26L253 27V28H255L254 27V25H251V23L249 24V23H246V22H243L246 18H247V16H248V18L250 17V16H253V13L257 10V9H255L256 7H258V6H256L255 8L253 7V2H251L250 3V5H246V4H244V5H240L241 3H243V1L242 2H238L237 0H232V2H229L230 0H225V1H223L222 2V0H214L215 1V3L214 2H212ZM3 2V3H2ZM15 2H16V5L17 6H15ZM66 2V3H65ZM78 2V3H77ZM148 2H151V4L154 6V8H153V11L151 10L152 9V7H151V5H150V3H149V6L151 7V9H149L148 10V8L147 9H145V7H144V11H142L141 12V16L142 17H145L144 19H146V21H148L149 23H147L144 19H143V21H145V23L146 24H148V25H152L153 24V22H156L155 23V25L153 24L151 27L153 28V29H155L156 30V32L158 31V34H160V35H162V36H160L159 38L160 39H156L157 37H156V35H155V37L154 38H152L151 40H150V43L153 45H156V44H160V42H162L163 41V39H164V37L166 38V39H168V40H172V42H178V41H180L181 39H183V38H180V36L183 34V33H185L184 31H185V29L187 28L186 26H193L194 24H195V22H196V20L195 19H193V18H190V17H193V16H190L189 14V18H186V16H188L187 14H186V16H185V18L184 19H182L183 17L180 15V13H178V11H179V7H178V5L176 4V3H174V6H173V4H172V6H171V8L172 7H174V9L175 10H177V11H170V8L169 9H166L165 10V7H170L169 6V4L171 5V2H174L173 0H150V1H148ZM180 2V1H179ZM206 2V1H205ZM2 3V4H1ZM18 3L19 4H21L20 6H19V9L18 8H16V7H18ZM26 5H25V4ZM44 3V6L42 5L41 7H44V11L43 10H41L40 9V6H39V4L41 5V4H43ZM56 3V4H55ZM59 3V4H58ZM106 3V4H105ZM139 3V4H140ZM147 3V2H146ZM157 3H158V5H157ZM231 5H230V4ZM238 3V4H237ZM33 4V5H32ZM36 4V5H35ZM63 6H61V5ZM80 4H83V7H81V5ZM108 4V5H107ZM129 4V5H128ZM133 4V5H132ZM177 6H176V5ZM210 4V5H209ZM228 4V5H227ZM238 6H237V5ZM12 5H14V6H12ZM52 5V6H51ZM73 5V6H72ZM106 5V6H105ZM142 5H140V6H142ZM148 5V4H147ZM180 5V4H179ZM225 5H226V7H225ZM7 6H8V4H7ZM58 8H56V7ZM76 6V7H75ZM148 6V7H149ZM215 6V7H216ZM230 6H233V7H230V9H228ZM237 6V7H236ZM240 6V7H239ZM254 6H255V4H254ZM4 7V8H3ZM15 8V11H17V12H19V15L20 16H22L23 17V15H25L26 13H28L29 15H30V13H35V14H37L36 12H35V10H38V9H40V10H38L39 11V16H37V15H35L34 14V17H33V14H31L30 16L32 17H30L29 15L27 16V15H25L24 17L25 18H23V20H22V17H18V13L17 12H15L13 9ZM115 7H113L112 8V10L114 11H116V9H115ZM122 7V8H121ZM131 7V8H130ZM138 9H137V8ZM147 7V6H146ZM164 7V8H163ZM214 7V8H215ZM240 9H239V8ZM35 10H34V9ZM46 8V9H47ZM52 8V9H51ZM83 8V10H81ZM107 10H106V9ZM158 9V11H160L161 13H164V15L166 16V15H170V17H171V15H173L174 14V16L173 17H175L176 18V20L179 22V23H183V24H181V28L180 29H175V26L177 27L178 25H176L177 24V22L176 21H174L175 19H173V17H172V19H173V21H174V23H172V21H171V24H170V22H169V20H171L170 19V17H168V16H166V17H168V19L169 20H164L165 18L164 17H162V18H164V19H161L162 20V23H161V20L158 22L157 20H159V19H157L156 20V16H154L155 17V20L156 21H154V18H152L151 17V14H146L147 12L149 13L150 12V10L152 11L151 13H153V12H155L154 11V9ZM161 8H163V9H161ZM178 8V9H177ZM213 8V7H212ZM212 8H210L211 10H213ZM237 8H238V12H237ZM64 9L61 11V12H59V14L61 13V16H63V17H66V12L64 13ZM86 9L87 10H89V11H86ZM110 9V10H109ZM225 9V10H224ZM226 9H228V10H226ZM236 9V10H235ZM21 10V11H20ZM33 10V11H32ZM78 10H81V11H78ZM132 10V9H131ZM146 10V11H145ZM148 10V11H147ZM169 12H168V11ZM234 10H235V12H237V13H234ZM41 11H43V13H44V15H45V13H46V15H45V17H43L44 15H43V13L41 12ZM48 13H47V12ZM53 11H50V12H53ZM70 11H68V12H70ZM77 11V12H76ZM85 11V12H84ZM107 11V12H108ZM26 12V13H25ZM56 12V13H57ZM70 12V13H71ZM91 12V13H90ZM144 12V13H143ZM157 12V11H156ZM258 12H260V9L257 11V13ZM3 13V14H2ZM14 13V14H13ZM41 13H42V15H41ZM65 15H64V14ZM77 13H79L80 15L78 16V15H76ZM90 14V15H88V14ZM132 13H133V11H132ZM131 13V14H132ZM137 13H140V11H138ZM161 13L159 14V16H161ZM212 13H213V11H212ZM244 13V14H243ZM261 13V12H260ZM8 14V15H7ZM16 14V15H15ZM50 14V13H49ZM96 16L95 18H94V15ZM114 14V13H113ZM119 14H120V16H121V19H120V17H117V16H119ZM124 14H126L127 16H124ZM146 16H145V15ZM154 15H155V13H153ZM177 14H179L182 18V20L180 21V17H179V15H177ZM218 14H216V15H214V16H216L217 18H220V17H218L219 15ZM246 14V15H245ZM248 14V15H247ZM3 15V16H2ZM69 15V14H68ZM67 15V16H68ZM83 15H85V16H87V19L88 20H90V22H88V21H86L85 22V20H83L84 18L82 17ZM158 15V14H157ZM212 15V14H211ZM213 15H212V18H211V20L213 21V19L215 18V17H213ZM218 15V16H217ZM237 15V16H236ZM250 15V16H249ZM256 15H260L259 13L258 14H256ZM261 15H262V13H261ZM9 16V17H8ZM27 16V17H26ZM70 16V15H69ZM68 16V17H69ZM138 16V15H137ZM246 16V17H245ZM255 16V15H254ZM68 17L66 18V24H69L70 25V21L71 20H68ZM130 17V18H129ZM133 17V16H132ZM211 17V16H210ZM43 18H45V19H43ZM69 18H71V17H69ZM75 18V19H74ZM83 18V19H82ZM94 20H93V19ZM111 20H110V19ZM150 18H151V20H150ZM158 18V17H157ZM195 18V17H194ZM244 18V19H243ZM12 19H13V21H12ZM86 19V18H85ZM107 19H109V22H107L108 20ZM131 19V21L128 23L127 22V20H130ZM149 19V20H148ZM190 19H193L192 21L190 20V22H189V20ZM24 20H26V21H24ZM36 20V21H35ZM40 20V21H39ZM96 20V21H95ZM153 20V21H152ZM163 20L166 22H163ZM195 20V21H194ZM216 20V19H215ZM214 20V21H215ZM12 21V22H11ZM20 21V22H19ZM22 21V22H21ZM103 21V22H102ZM238 21H240V22H238ZM247 21V20H246ZM5 22V23H6ZM87 22H88V24H89V27L88 26H86V25H84V24H87ZM98 22H100V23H98ZM132 22V23H131ZM151 22V23H150ZM244 24H243V23ZM248 22V21H247ZM15 23V24H14ZM19 23H21V24H24V26H25V28L23 29V26L22 27H18L19 25H17V24H19ZM49 23V22H48ZM73 23H74V21H73ZM95 23H97V25L95 26ZM113 23V24H112ZM189 23V24H188ZM212 23V24H213ZM12 24H13V26H14V28H12L13 26H12ZM20 24V25H21ZM30 24V23H29ZM28 24V25H29ZM72 24V23H71ZM87 24V25H88ZM232 24L235 26V27H233L232 26ZM246 24H247V26H246ZM262 24H264V23H262ZM31 25H33L32 24V21H31ZM49 25V24H48ZM47 25V26H48ZM84 25V26H83ZM113 27H112V26ZM130 25V27L129 26H127V27H125L126 28V30H124L125 28H123V27H121V28H119V30H117V31H115L114 33L116 34V40H117V37H118V39L120 40V38H122V39H124V36H125V38L126 39H129V35H130V38L133 36V27H135V26H131ZM161 25V26H160ZM184 25H186L185 27H183L182 28V26H184ZM231 25V26H230ZM250 25V26H249ZM12 26V27H11ZM30 26V25H29ZM40 26V27H41ZM67 27H68V25H66ZM76 26V27H75ZM119 26V25H118ZM168 26H170V28L172 29V31H173V37L172 36H169V34L168 33H170V35H171V32L169 31L168 33H165L166 31H165V29H162V28H166L167 29V27ZM179 26H180V24H179ZM178 26V27H179ZM231 27L232 28V30L229 28L228 30H226L228 27ZM256 26V25H255ZM262 26H264V25H262ZM111 27V28H110ZM161 29H160V28ZM218 27H220V29H221V27H222V30H219V28ZM245 27H247V28H245ZM250 29H249V28ZM43 28V27H42ZM69 28V27H68ZM71 28H72V25H71ZM84 28H87L86 30L84 29ZM185 28V29H184ZM14 29H16L15 31L17 32L16 33V35H15V32H14ZM20 29H22V30H20ZM47 29H49V27L47 28ZM75 29H73L74 31H71V32H74L75 33ZM79 29H76L77 31H79ZM95 29H94V32H93V34L94 33H96V36L97 37H102L101 39L103 40L104 38H103V36L100 34L99 35V33H100V31L99 32H97V31H95ZM102 29H101V31H102ZM152 29V30H153ZM174 29V30H173ZM181 29H184V31H182ZM234 29V30H233ZM249 29V30H248ZM252 29V30H251ZM20 30V31H19ZM25 30V32L24 33H22L23 31ZM103 30H105V29H103ZM179 30V31H178ZM230 30H231V32H230ZM251 30V31H250ZM19 31V32H18ZM77 31H76V34L78 35L79 33H77ZM91 31H89L88 32V37H91V38H93L94 36H93V34H91ZM108 31V32H107ZM129 31H131V32H129ZM223 31V32H222ZM229 31V32H228ZM233 31V32H232ZM10 32H14V34H12V33H10ZM21 32V33H20ZM39 32H41L40 30H38V32L37 33H39ZM118 32V33H117ZM178 32V33H177ZM254 32H258V34L260 35H258V34H256V33H254ZM114 33H113V35H112V37L114 36ZM176 33L179 35V36H176V37H179V38H177L178 39V41H177V39L175 38V35H176ZM40 34V33H39ZM91 34V35H90ZM117 34L119 35V36H117ZM128 34V35H127ZM181 34V35H180ZM227 34V35H226ZM254 34V35H253ZM11 36V38H10V36ZM109 35V36H108ZM185 35V34H184ZM184 35H183V37H184ZM223 35V36H222ZM256 35H258V36H256ZM1 36H0V44L2 45V43L3 44H6L5 42H3V39L1 40ZM82 38H84V36H82V34L80 35H78V36H76V38L78 39V41H77V39L75 38V40L73 41V42H78L79 44H80V42H82L81 41V37ZM93 36V37H92ZM120 36H122V37H120ZM159 36V35H158ZM234 36H238L239 37V39H238V37H237V41L239 42V43H241V44H243V46H241V45H239L238 46V44H237V41H235V38H234ZM262 36H264V35H262ZM96 37V38H97ZM162 37V38H161ZM182 37V36H181ZM9 38V39H8ZM81 38V39H80ZM95 38V37H94ZM257 38V39H256ZM110 39H112V38H110ZM109 39V40H110ZM121 39V40H122ZM255 39V40H254ZM11 40H13V41H11ZM114 40V39H113ZM113 40H111V41H113ZM116 40H114V41H116ZM165 40V39H164ZM228 40V39H227ZM2 41V42H1ZM17 41V42H18ZM99 41H100V38H99ZM110 41V42H111ZM113 41V42H114ZM244 41V42H243ZM245 41H248L247 43L245 42ZM13 42V43H12ZM104 41H102L101 42V46H102V44H104L103 43ZM153 42H155V43H153ZM169 42H171V41H169ZM74 44V47H75V49H76V46L78 45V44ZM100 43V42H99ZM231 43V42H230ZM13 44H15V46L13 47ZM18 44V43H17ZM107 44V42L104 44V46ZM1 45H0V48H1V50H0V52L2 51V50H5L3 47H1ZM76 45V46H75ZM109 45V43L107 44V46ZM237 45V46H236ZM3 46V45H2ZM73 47V48H74ZM243 47V48H242ZM77 48H78V46H77ZM20 48H17V49H15V50H19ZM258 49V50H257ZM14 49H13V51H11L12 53L11 54H13L14 55V51H15ZM149 50V52H150V50H151V52H152V48H150V49H148ZM9 51V52H8ZM20 51H22L21 49L19 50V52H17V51H15V57L14 58H12L13 56H11V54L9 55V56H11V58L12 59H14V62H15V60H17V59H15L16 58V55H17V53H18V55L19 56H21V55H23L24 53H22V52H20ZM147 50L146 49H144L141 53H145ZM168 50H165V49H162L160 52H159V55L160 56H163V57H166V58H170V57H172V55L171 54H169L168 52H167ZM5 52V51H4ZM5 52V53H6ZM17 52V53H16ZM47 52H49V51H47ZM46 52V53H47ZM150 52V53H151ZM5 53H3V51H2V54H4V56H2L1 55V53H0V57L1 58H3V60L5 59L4 57L7 55H5ZM42 53H43V57L44 56H46V55H44L45 54V52L44 51H42ZM165 53H166V55H165ZM21 54V55H20ZM25 54H27V52H25ZM42 55V54H41ZM94 55V54H93ZM246 55V54H245ZM9 56H7V58H9ZM19 56H17L18 57V59L19 58H22V57H19ZM25 56H28L27 58L25 57ZM31 55H24L23 57H25L26 58V60L27 61H31L32 59H31V57H30ZM96 56V55H95ZM142 56V55H141ZM190 56V55H189ZM244 55L242 54V57H243ZM29 57H30V59H29ZM92 58H93V56H91ZM96 57H98V56H96ZM96 57H95V59H96ZM188 57V54L187 53H184V55H183V57H182V59L183 58H185V59H183L185 62H186V60H187V63H188V69H189V67L191 68V67H197L199 70H200V72L201 71H203L204 72V69H205V71L206 72H209V68L206 70V66L204 67V66H202L201 64H199L200 66H195L196 65V62L194 61V62H192V63H190L189 64V62L190 61H193V57H189V58H187ZM241 57V58H242ZM10 58V59H11ZM25 58H23V59H25ZM41 58V57H40ZM142 59H143V57H141ZM141 58H139L138 57V61L139 62H136L135 63V65H133L132 66V68H133V70H132V68H131V71L133 72L131 75H128V77H127V79L130 81V78H131V80L133 79L132 77H136V78H141V79H144L143 77H146V79H149V78H151V79H149L148 81L150 82V83H152L153 85L156 83V81H153L154 80V77L152 78L151 76L149 77V78H147V71H149V70H151L152 71V68H154V64L151 62V60L149 61V62H151L150 64H149V62L148 63H145L143 60H141ZM244 59H245V57H243ZM246 58H248L247 56H246ZM11 59V60H12ZM29 59V60H28ZM91 59V58H90ZM2 59H0V61H2V64L4 63V67H5V69L3 68V66H0V73H1V76L3 77V75L5 76V74H7V73H11L10 72V70H12V69H8L6 66H7V64L9 65V63L13 66V67H15V66H17L18 68H19V63H20V65L23 63L22 61V59H20V60H22L21 62L19 61V60H17V65H13V60H12V62H11V60H8V59H5L4 61H3ZM25 60V61H26ZM52 61L51 62H53V63H55V65H54V67H53V65H52V69L53 68H55V66H57V68H58V64L59 63H61V62H63L61 59L59 60V59H57V60H54V59H51ZM85 60V58H82V60L80 61H77V60H75L71 65H73L70 69H69V67L70 66H68V71H69V73H68V71H67V73H68V77L69 78H67L66 77V75H65V72L63 73L62 71H61V69H60V71H58V69H55L56 71V73L55 74H53L52 76L54 77L53 79H50L51 81H49V80H44V81H46V83L48 82H51V84H52V82H53V80H54V82H57L58 84H60L61 82H64L63 84L61 83L60 85H64L65 84V82H69L70 80H71V78H73V77H76V74L78 75L79 73H81V71H83V69H81V68H85V67H87L86 68V70L84 69V73L82 74V76H79V77H77V79H78V82L77 81H74V82H76L75 83V85L76 84H78V83H80L79 82V78L81 77H83V76H85V77H83L82 78V80H83V82L86 84V79H87V77H88V74H92L93 73V71H92V67H91V65H92V61L91 60H94V59H91V60H89V59H87V60H85V62H82V61H84ZM24 61V62H25ZM27 61H26V63H27ZM35 60H33V62H31V63H33V69H35V67L37 66H35V62H34ZM55 61V62H54ZM61 61V62H60ZM80 62V63H79ZM88 62V63H87ZM89 62H90V64H89ZM25 63V64H26ZM76 63H78L79 65H77ZM139 63V64H138ZM141 63V64H140ZM2 64H0V65H2ZM24 64V63H23ZM23 64L21 65V66H23ZM24 64V65H25ZM28 65H29V63H27ZM52 64V63H51ZM88 64H89V68H91V70H90V73L89 72H86L87 71V69H88ZM138 64V65H137ZM151 64H152V66H151ZM10 65V66H11ZM63 65V64H62ZM61 65V66H62ZM139 66L138 67V69L136 68L137 66ZM9 66V68H11ZM26 66V65H25ZM78 66H79V68H78ZM95 66V65H94ZM147 66H151L150 68L149 67H147ZM201 66H202V68H201ZM29 67H31V66H29ZM38 67V66H37ZM59 67H60V64H59ZM65 67V66H64ZM147 67V68H146ZM73 68V69H72ZM149 68V69H148ZM16 69V72L17 73H15V75L19 78V80H18V78L17 77H15L14 75H13V79H11L12 77H8V78H6V79H4L3 78V80L1 79V81H4V80H7V79H11L10 80V82H7V81H4V82H7V83H11V84H14V83H16L15 81H16V78H17V81H19V83L22 81V79H20V76H21V74L23 73V72H21V70L23 69V67H20V71H18L19 69H17V68H14V70ZM29 69V68H28ZM39 69L41 70V68H40V66H39ZM52 69H50L51 71H53ZM72 69V70H71ZM78 69V70H77ZM81 69V71H79ZM135 69H136V71H135ZM140 69V70H139ZM148 69V70H147ZM7 70L9 71V72H7ZM25 70H26V72H25V74H26V76H31V74L32 73H34L35 72V74H36V71H33L32 70V68H30L29 70H30V75H29V73H27V66L25 67ZM64 70H66L65 68H64ZM63 70V71H64ZM75 70H76V72H75ZM108 71H109V69H107ZM142 70V71H141ZM2 71H4L5 72V74H4V72H2ZM42 71H43V69H42ZM135 71V72H134ZM143 71H144V73H143ZM48 72V71H47ZM78 72V73H77ZM104 72L107 74L108 72L106 71V69H104ZM18 73H19V75L20 76H18ZM66 73V74H67ZM87 73V74H86ZM141 73V75L140 76H138L139 74ZM149 73V72H148ZM202 73V72H201ZM228 75L230 74V72L228 73V72H226ZM225 73V74H226ZM234 73V72H233ZM25 74L23 73V76H21V77H23V78H25L26 76H25ZM37 74H39V71L37 72ZM58 74V75H57ZM144 74H146V75H144ZM151 74V73H150ZM237 75H239L238 73H236ZM8 75V74H7ZM33 75V74H32ZM41 75H42V72H41ZM75 75V76H74ZM149 75V74H148ZM231 75V74H230ZM235 75V74H234ZM234 75H231L230 76V78L227 76V81L229 80L231 83H229V84H231L232 86H237V84H238V86H243V84H244V82H243V79H244V76L242 75L240 78H239V80L240 81H238V77H236V76H234ZM12 76V75H11ZM43 76V75H42ZM42 76H41V78H42ZM90 76V75H89ZM92 76V75H91ZM138 76V77H137ZM61 77V78H60ZM63 77V78H62ZM66 77V78H65ZM71 77V78H70ZM80 78V79H81ZM86 78V79H85ZM91 78H94V77H91ZM15 79V80H14ZM67 79L69 80V81H67ZM74 79V78H73ZM89 80L87 81V82H90L89 84L87 83L86 85H83L84 83L82 82V87H81V90L84 88L85 90H84V92L83 93H85L86 91L88 92L89 90H90V88H91V91L92 90H94V89H96L95 87H96V84H93V85H95V87L92 85V79H90V78H88ZM97 79V78H96ZM95 78L93 79V80H96ZM241 79H242V81H241ZM66 80V81H65ZM101 80V79H100ZM156 80V79H155ZM40 81H42V84H45L44 83V81L43 80H40ZM59 81H61V82H59ZM105 81V80H104ZM147 81V80H146ZM99 82V81H98ZM97 82V80H96V83H98ZM106 82V81H105ZM155 82V83H154ZM240 82H242V84L240 85ZM47 83V84H48ZM57 83H56V85H57ZM71 83H73V82H71ZM235 83H236V85H235ZM2 84V83H1ZM47 84H45V86L47 85ZM51 84H49V86L51 85ZM74 84V83H73ZM151 84V85H152ZM7 85H9V84H7ZM16 85V84H15ZM53 85V84H52ZM54 85H55V83H54ZM87 85H90L91 87L89 88ZM44 85H43V87H45ZM49 86H46V87H49ZM85 86H87L88 88H89V90L87 89V87L85 88ZM94 87V89H92L93 87ZM98 86H99V84H98ZM45 87V88H46ZM249 87H251V86H249ZM249 87H247V89H246V91H248V93H244L242 96V100L243 101H245L244 103H246L247 102V100L249 101V99H252V101H250L249 102V104L251 105V106H253V107H257V104H261V103H264V98H261L260 99V95H256V93H255V89H253L252 88V90H251V88H249ZM253 87V86H252ZM78 89L77 90H79V87H77ZM165 89V88H164ZM163 89V91L162 92H160L159 91V94L160 95H158V93H157V91H156V93H155V90H149L147 93L145 92V91H143V90H138L135 94L132 92L131 93V96L134 98V99H132V103H133V105H132V108H130L129 110H126L124 113H126V115H130V114H132V112L131 111H133V115H132V117H128V116H123V118L126 120L127 119V121H128V123L130 124H128L127 125V121H125V122H123V125L124 126H126L127 127V129H126V127H125V129L126 130H129V131H135L136 129V127L138 128L139 126H141V125H143V123H148V122H150L151 120H150V118H153L156 114V112H158L159 110L158 109H162L161 108V104L163 105V103H165V101H166V98H168V99H170V97H171V91H170V94L167 96V97H164V95L163 94H161V93H169V91H168V89H165L164 90ZM2 90V91H1ZM99 90H100V92L102 91V89L101 88H99ZM254 90V91H253ZM75 91L76 90H74V92L72 93L73 94V96H74V99H73V101L71 100H68V98H66V97H68V95L66 96V97H64L65 98V100L63 101L62 100V102H58L59 104L58 105H60V104H63L64 106H65V104L68 106V105H70V107L71 108H73V111H74V113L76 114V112L77 113H81L82 111H80V108H82V110L83 109H85L86 111H87V113L88 112H90V115H87V114H84L83 116H88L87 118H89V119H93L94 117H95V115H97V117L99 116L100 118H101V122H103L102 123V126L104 127V123L107 121V123L109 122V120H111L110 118H108V114H105V115H103V116H105V117H103L104 118V120H103V118H102V115H100L99 114V109H100V106H96L97 107V109H94V107H93V105L95 106V105H97V103H99V104H101L100 102H97V103H94L93 104V101L92 100H89V101H87V98L86 97H88L89 96V92L85 95V94H83V93H81V94H79V95H82V96H78L76 93H75ZM95 91V90H94ZM97 91V90H96ZM120 91V90H119ZM145 93V94H147L149 97H147L146 98V100L147 101H145V98H144V96H146V95H142V94H144L143 92ZM80 92H82V91H80ZM257 92V91H256ZM69 94H71V92H68ZM67 93V94H68ZM77 93H79V92H77ZM96 93V92H95ZM98 93V92H97ZM120 93H121V91H120ZM142 93V94H141ZM153 93V94H152ZM258 93V92H257ZM4 94V92H3V89L2 88H0V98H2V95ZM111 94H113V98H114V100H116V98H118L119 97V95L117 94L116 95V93H111ZM254 95V99L252 98V97H250L251 95ZM63 95V94H62ZM114 95H115V97H114ZM135 95H136V97L138 98V101L136 102V97H135ZM155 95V96H154ZM161 97V101H160V98L158 97ZM250 95V96H249ZM69 96H71V95H69ZM86 96V97H85ZM106 96V100H105V98L104 99H102L103 101L102 102H104L105 103V101L107 102V96H109L108 94H103V93H101V98L102 97H105ZM118 96V97H117ZM142 96V97H141ZM152 96V97H151ZM257 96H258V98H259V101H258V98H257ZM84 97H85V99H84ZM139 97H141V98H139ZM155 97H157V99L155 98ZM163 97H164V99H163ZM255 97H256V99H255ZM79 98V99H78ZM109 98V97H108ZM112 97H110V99H108V102H110V100L111 101H113V102H110L109 104H114V100H112L113 99ZM143 98V99H142ZM151 99V100H149V99ZM156 99V101H154L153 99ZM240 98H241V96H240ZM240 98H238L239 100H240ZM72 99V98H71ZM81 99V100H80ZM84 99V100H83ZM159 99V100H158ZM163 99V100H162ZM80 100V101H79ZM134 100V101H133ZM158 100V101H157ZM241 100V102H243ZM254 100V101H253ZM262 100V102H260ZM60 101V100H59ZM68 101L70 102V103H68ZM90 101H91V104H90ZM155 102V103H153V102ZM160 101V102H159ZM65 104H64V103ZM87 102V103H86ZM137 104V105H135V103ZM146 102H148V105H147V103ZM201 102V101H200ZM78 103V104H77ZM82 103H84V104H82ZM151 103V104H150ZM72 104V105H71ZM74 104H76V105H74ZM103 104V103H102ZM145 104H146V106H145ZM155 105L154 107H153V105ZM159 104H160V106H159ZM74 105V106H73ZM79 105V106H78ZM83 105V106H82ZM140 105V106H139ZM142 105H144L145 107L143 108L142 107ZM65 107V110H66V108H67V110H68V112L70 113V115L72 114V111H69V107ZM76 106V107H75ZM137 109V107L139 108V109H137L138 110V112H137V110L134 108V107ZM149 106V107H148ZM152 106V107H151ZM167 106V105H166ZM166 106H164V107H166ZM61 107V106H60ZM63 107V106H62ZM99 107V108H98ZM156 107H157V109H156ZM78 108V109H77ZM87 108H88V110H87ZM149 108V109H148ZM155 108V109H154ZM168 108V106L164 109V110H166ZM64 108H61V111L63 110ZM131 109H134V110H131ZM152 109H154V110H152ZM85 110H83V111H85ZM151 111L152 110V113L151 114H149V115H147L146 113H150V112H147V111ZM79 111V112H78ZM85 111V112H86ZM144 111H146V113L144 112ZM96 112V113H95ZM144 112V114L143 115H141L142 113ZM62 113V112H61ZM65 113V111L59 116V117H61L62 118V116H63V114ZM95 113V114H94ZM141 113V114H140ZM191 113V114H190ZM189 114L188 113H181V114H183V116H184V114L186 115V116H188V119H190V120H188L187 118H186V116H181V121L182 120H185L184 122H185V124H187V121H188V124H190V123H192V124H194L192 121H193V119H192V117L194 116V119H195V117H196V119H198V121H199V118L200 119H202V117H201V115H199V114H195L194 113V115H193V113L192 112H190ZM66 114V113H65ZM64 114V115H65ZM75 114H74V116H75ZM81 114H83V113H81ZM89 114V113H88ZM69 115V114H68ZM69 115V116H70ZM136 115H138V116H136ZM144 115H146V116H144ZM66 116V115H65ZM64 116V117H65ZM73 116V115H72ZM71 116V117H72ZM136 116V117H135ZM149 116V117H148ZM178 116H180V115H177V117ZM198 116V117H197ZM63 117V121L67 118V117H65L64 118ZM109 119H107V118ZM135 117V118H134ZM144 117H145V119H144ZM70 118V117H69ZM78 118H80V117H78ZM83 118V117H82ZM99 118V119H100ZM122 118V119H123ZM139 118V119H138ZM142 120H141V119ZM147 118V119H146ZM179 118V117H178ZM5 119V118H4ZM94 119H96V117L94 118ZM135 120V122H134V120ZM138 119V120H137ZM187 119V120H186ZM195 119V120H196ZM67 120V119H66ZM70 121H71V118L69 119ZM68 120V121H69ZM73 120V119H72ZM145 120V121H144ZM154 120V119H153ZM2 121V120H1ZM0 121V127L2 128V129H4V130H7V131H5L6 133H1L0 132V134L2 135V136H4L3 138L0 136V138L1 139H3V142H1L2 140L0 139V154L3 156L4 155V153L5 154H7L8 152H7V149L9 150L10 149V147L9 146H11L12 145V142L10 141V140H12L15 136H14V134H16V135H18L17 137V139H19V135L21 134V130H20V128L19 127H17L16 125V127L14 126V124L12 125V123L11 122H9L7 119H5L3 122H1ZM99 120L97 121L98 122V124H99V122H100ZM112 121V120H111ZM124 121V120H123ZM140 121V122H139ZM197 121V122H198ZM207 121V119L206 120H203L202 121V124L203 123H205ZM5 122H7V123H5ZM73 122H75L76 123V121L74 120ZM190 122V123H189ZM196 121H195V124L197 123ZM4 123V124H3ZM10 123V124H9ZM111 123V122H110ZM138 123V124H137ZM3 124V125H2ZM6 124H8V125H6ZM87 124V123H86ZM98 125V124H96V123H91V124H87L88 125V127H93L94 125ZM131 124L133 125L134 124V127L135 128H133L132 126H131ZM140 124V125H139ZM87 125H85V126H87ZM101 125V124H100ZM139 125V126H138ZM145 125V124H144ZM3 126V127H2ZM11 126V127H10ZM85 126H83V127H85ZM174 126H175V131H177L178 130V127H179V125L177 124H175V125H173V126H171L170 128H172V130L170 131V128L169 129H165L164 131H165V134H166V139L165 138H163L162 139V136H161V141L159 140L158 141V143H155V146L157 145V146H159V142L160 143H162V141H165V140H167L168 138H169V140L168 141H166L167 142V145L165 144L166 142H163L165 145H166V147L165 148H169L170 149V153L171 154H173V156H175L176 158H177V156L179 155V153H181V154H183L184 156H185V158L183 157V155H181L180 154V156H182V158H184L183 159V161L182 162H185V166L186 167H184L183 165H181V164H178V168H180L182 171H181V173L183 174L184 172L183 171H185V173H186V170L190 173H188L187 174V176H185L184 174L182 175L181 174V176L179 175L180 173L178 172V170L179 169H177V173H178V175H179V179H181V181H182V184H178L177 182L179 181V183H180V180H177L178 178V176H177V174H176V169H173L174 167H175V165H173L174 167H171L172 166V162L170 163V161H172V160H170V161H166V158L165 157H167V156H164V157H161V159H160V161H162V162H164V160H165V162L164 163H162V166H164L163 168H165V165H166V169H163V171L164 172H162V173H156V177L157 176H166L167 177V175L168 176H171V178H172V176L174 177L175 176V179L177 180H173V181H171L170 179H169V181H166L165 183L167 184H170V181H171V184H177L176 186H182L181 188H178V187H175L176 189H171L172 191H175L174 192V194H175V196L173 197V200H171L173 203H172V206H171V208H170V210H169V207H168V205H166V204H168L169 203V201H168V203H167V199L169 200V198L171 197V196H173V194L171 195H169L170 197L169 198H163L165 195L164 194H166V187H165V185H163V187H165L163 190H161V188H163V187H161V185H162V183L160 182L161 181V177H160V180H159V178H157L158 179V182L157 181H154V180H157V179H154V180H152V178L151 177H153L154 178V175H152L150 178H149V176L150 175H147V174H152L151 172H152V170H153V174H154V172H157V171H155V169L157 170L158 169V171H159V169L160 170H162V168H159V166H158V164L157 163H159L160 161L158 160V156H153V157H156L157 158V160H155L154 161V159H156V158H151L152 160H150V162L151 163H149V161H148V163H146V159H145V161H143V162H145L146 163V165L147 164H149V165H145V167L147 168L146 170H147V172H146V170L143 168H140V170L142 169V171L144 170L145 171V173H146V175H147V177L149 178V180H152V181H154V183L152 182V181H150L149 182V180H147L148 178L147 177H145V178H147L146 180V182L147 183H149V184H151V187L153 188H155V187H157L158 186V188H159V190L161 191V195H162V192H164L163 193V199H165V202L162 200L161 201V196L160 197H158L157 199H160V203L159 204H161V202L164 204L165 203V205L168 207H166L165 205H161V207L162 206H164V207H166L165 209H168V213H169V215L171 216V218L172 217H174V218H172L173 220H171V221H174V223H175V226H176V222L179 220V215H180V217L182 218L181 220H183L182 222H185L184 220H186L187 221V223L188 222H193L194 221V216L191 214V212L192 213H194V211H191L192 210V206H196V207H199V206H205L206 204H205V201L203 200V197L204 196H207V195H209V194H212L213 195V192L214 191H216L217 193L219 192L220 194H219V196H221V193L222 194H226L225 196H226V200L225 199H223V195L221 196V198L223 199V201H225L224 203L225 204H223V201H222V206L221 207H223V206H225V208L223 207L222 208V210L221 209H219V211H218V214H220V215H222L224 212L223 211H225V213L227 214L229 211H230V209L231 208H238V210H239V212L241 211V209H240V206H241V203L243 204L242 205V207L244 208L242 211H244V214H246V212H245V210L246 209H250L251 211H252V209H255V210H257L258 208V203L259 204H261L262 202H264V197H262V196H260V198L257 196V199H255L256 197H254V199H253V197L252 198H249V200H254L253 202H251V201H249L246 197H247V195H246V199L243 197V195H242V201H241V203H240V200H238L239 201V203H237V201L235 200L236 198H237V195L239 196L237 199H241L240 198V195L239 194H237V193H234V191L236 192V185H234V188H233V184H236V182L238 181V180H235L236 182L234 183V178L236 179V177L239 179V177L236 175H233L234 173L236 174V172L237 171H239V172H241V171H244L243 170V167H244V165H249L251 162H254V164H256V166L253 164V163H251V164H253L254 166H255V168L257 169V167H259V168H261L262 167V169H264V149H261V148H259V146L261 147V146H264V137H262V136H264V133H262L260 130H258V131H256V133H255V135L253 134V136L255 137V140L257 141V142H259L258 143V148H259V150H258V148L256 149V151H253L254 152V154L253 153H251L252 154V158H250L249 157V155H247V153L244 155V154H242V153H240L241 155L239 156L238 155V153H237V149H231V150H227V148L226 149H224V152H226V157H227V155H228V157H229V155H230V158L231 159H234V161L237 159L236 157H237V155L240 157V158H238L240 161H241V159L243 160V158H246V164L244 163V162H242L243 164H240L241 162H238L237 164H234V166L232 165V164H230L229 166H227L226 168L228 169V168H230V166H231V170L233 169V168H235V170H237V171H234V173H229L228 171H230V169H228V171H227V169L225 170V168L223 169V168H218L221 172H219L218 174H219V176L217 177V179L215 180L214 178L215 177H213V176H211V174H212V172H208V173H205V172H207L209 169H207V163H208V161H206V160H208L209 159V163L210 162H212L213 163V161H212V159H211V156L209 155V153L208 154H206V155H204V153H207V146H202V148H200V150H202V151H200V150H198V148L197 149H195L194 148V146H192L191 144H192V139H191V141H188V144H190V146L186 143V136L188 135V132L187 133H185L187 130H189V128H193V126L190 124V126H189V128L187 129L186 127H184L185 128V132H181L182 130V128L183 127H180L179 128V130L178 131H180L182 134L183 133H185L184 135V137H182V140H181V142H182V144L183 143H185L186 145H182V144H177L176 143V141L174 140V138L176 137V140L178 139V137H180L181 136V134H180V132H178V134L180 135H178L177 134V136L175 135V134H173V135H175V137L172 139V140H170V134H169V132L168 131H170V133H174ZM177 126V127H176ZM185 126H187V125H185ZM80 127H82V125H80ZM82 127V128H83ZM109 127V124H108V126H107V128ZM0 128V131H2V132H4V130H2ZM19 128V129H18ZM85 128H87V127H85ZM184 128H183V131H184ZM191 128V129H192ZM13 129L15 130L14 131V133L12 132L13 131ZM134 129V130H133ZM194 129V128H193ZM192 129V132H193V135H194V130ZM19 130V131H18ZM10 131V132H9ZM164 131L162 132L163 134H164ZM191 131V130H190ZM168 132V133H167ZM176 133V132H175ZM196 134H198L197 132H196ZM262 135V136H261ZM6 136V137H5ZM163 136V137H164ZM170 136V137H169ZM183 136V135H182ZM8 137V138H7ZM191 137L190 136H188V140L190 139ZM179 139H181V137L179 138ZM174 140V141H173ZM185 140V142H183ZM13 141V140H12ZM14 143H13V146H11V149H10V151L9 152H11V151H13V150H15L18 146H19V142H17L16 140H15V138H14ZM11 142V143H10ZM16 142H17V145H16ZM180 142V141H179ZM7 143V144H6ZM15 144V145H14ZM4 145V146H3ZM5 145L7 146V147H5ZM9 145V146H8ZM173 145V146H172ZM187 145L189 146L188 148H187ZM161 146V145H160ZM162 146H164V145H162ZM161 146V147H162ZM176 146V147H175ZM180 146V147H179ZM4 147V148H3ZM14 147V148H13ZM178 147V148H177ZM198 147V146H197ZM206 147V148H205ZM3 150H2V149ZM7 148V149H6ZM158 148V147H157ZM156 148V149H157ZM171 148H172V150H171ZM209 148V147H208ZM13 149V150H12ZM161 149H164V148H161ZM161 149H160V147H159V150L161 151ZM158 150V149H157ZM158 150V151H159ZM167 150V149H166ZM182 152H181V151ZM209 151H210V149H208ZM225 150H227V151H225ZM258 150V151H257ZM174 151V152H173ZM200 151V152H199ZM164 152V151H163ZM162 152V153H163ZM166 152V151H165ZM179 152V153H178ZM233 152V153H232ZM236 152V153H235ZM167 153H169V151L167 152ZM187 153H189V154H187ZM232 153V154H231ZM235 153V154H234ZM164 154V153H163ZM166 154V153H165ZM249 154V153H248ZM259 154H260V156H259ZM0 155V156H1ZM203 155V156H202ZM234 155V156H233ZM236 155V156H235ZM1 156V157H2ZM168 156H169V154H168ZM172 156V159H175V157H173ZM187 156V157H186ZM202 156V157H201ZM205 156L206 157H208V159H204L205 158ZM241 156H243V157H241ZM0 157V158H1ZM159 157V158H160ZM249 157V158H248ZM255 157V158H254ZM162 158H164L163 160H162ZM170 158V157H169ZM181 157H180V159H182ZM202 158L204 159L203 161H202V163L203 162H205L206 161V163L203 165L200 161L202 160ZM254 158V159H253ZM230 159V160H231ZM258 159V160H257ZM33 160V159H32ZM32 160H29L30 162H29V165L31 164V166L29 167V169L30 168H32V169H30V170H34V172L36 173L37 172V175L38 176H42L43 175V173L41 172V169L39 168L41 165L40 164H42L43 162L41 161V160H38V158L35 160L34 159V161H32ZM65 160H68V158H65V157H62V159H61V161L62 162H64ZM73 160V159H72ZM177 161L179 160V159H176ZM185 160H187V161H185ZM247 160H249V164L247 163ZM256 160H257V162H256ZM69 161V160H68ZM157 161V162H156ZM233 160H232V162L233 163H235ZM244 161V160H243ZM262 161V162H261ZM35 164H34V163ZM156 162V163H155ZM260 162V163H259ZM38 163V164H37ZM45 163V162H44ZM168 163H170L169 165H168ZM212 163H210V164H212ZM257 163H259V164H257ZM77 164H79V165H77ZM83 163H76L75 165V167H77V166H79V168L81 169L82 167H84L83 165H82ZM144 164V163H143ZM152 164V165H151ZM155 164V165H154ZM174 164V163H173ZM201 164H202V166H203V168L201 167ZM150 165H151V170L149 169V167H150ZM157 165V166H156ZM160 165V164H159ZM177 165V164H176ZM199 165H200V169H202V170H200V172H199V170H198V168H199ZM223 164H221V166H222ZM237 165V166H236ZM243 165V166H242ZM253 165H251L252 166V168L251 169H255V168H253ZM261 167H260V166ZM42 166H43V164H42ZM45 166V165H44ZM46 166H47V164H46ZM142 166H144V165H142ZM168 166V167H167ZM181 166V167H180ZM208 166H210V165H208ZM215 166V165H214ZM246 166H245V168H246ZM250 166V165H249ZM249 166L247 167V168H249ZM250 166V167H251ZM33 167H34V169H33ZM70 167V166H69ZM72 167V166H71ZM71 167L69 168V169H71ZM155 167V168H154ZM156 167H158V168H156ZM160 167H161V165H160ZM172 168V170H168V169H171ZM223 167H225V165H223ZM45 168V167H44ZM44 168H42V169H44ZM72 168H74V167H72ZM75 169V168H74ZM207 169V170H206ZM212 169H213V167L210 169L211 171H212ZM255 169V170H256ZM45 170H46V168H45ZM198 172H197V171ZM218 170V171H219ZM224 170V171H223ZM53 172L55 171V170H52ZM52 171H51V173H52ZM70 171H72L73 172V175H72V172H69V170H68V172L69 173H67V175L68 176H70L71 175V177H69V178H73L74 176H75V178H73L72 179V183L74 182V186H75V189H74V187L72 186L71 187V185H73V184H69V185H67V184H65V185H63L60 189H61V192L59 191L60 189H58L57 190V192H58V194H60L59 195V197L57 198V197H55V195L56 194H52L51 195V193L48 195V193L47 192H44L45 193V195H44V193H43V196L45 197H42V194H41V197L43 198V199H45L44 201H46L45 202V207L44 208H42V206H39V205H37L35 202H33V200L32 201H29V203L31 202L32 203V205L31 204H29V205H31L30 206V208L31 207H33V205H37V207H33V211H35L34 212V220L31 218V217H29V214L27 215V214H25V217H27L26 219L27 220H31V223L29 224L28 223V225L27 224H23L22 225V222H21V225H19V223H18V225H17V223H15L16 221H14V219L13 218H15L16 217V219H18L17 218V214L15 215V217H11V215L9 216V214H7L5 217H7V220L5 221L4 220V222L2 223V225L0 226V229L1 230H3V228L5 229L4 230V235H3V232L1 231V235H2V240H3V242H1V250L3 249V247H4V253L2 252V256H3V261H4V263L1 261L0 262V264H107V263H109V264H111V262H112V264H162V259L161 258H158L159 256H162V255H160V254H163V252L161 253V251L163 250L164 251V247H162V246H165L166 245V243H168L169 241H171L172 239L169 237L170 235L171 236H173L174 234H171L172 233V231L173 230H170V228L167 230V231H170L171 233H167V234H164L165 233V231L163 232V230H162V232H163V234H164V236H163V238H165L166 236V238H165V241H163V239H160V238H162V237H160L159 238V236H162L161 234V227L163 226V224L164 223H162V222H164V219H165V217H164V215H162L161 217H160V215H158V214H163L162 212L163 211H161V207L158 205H153L154 203H153V201L155 200V199H153L152 200V197H154V196H152L151 197V199L150 198H148V196H149V192L151 191L150 189L148 190L147 189V187H145V189H147V191H149V192H147V191H145V190H143V189H141L140 191H139V189H136V192H134L135 193V196L133 195V189H132V191H131V194H130V190H129V194H127L126 196H125V194L124 193H122V194H124V196L127 198H129L130 196H132L133 197V199H134V203H132V200L133 199H131L130 200V198H129V201L126 199V201H128V202H126V204L128 205V209L129 210H127V209H125L126 207H125V202H120V204H121V208H122V210H121V208L119 207V201L121 200L120 198H121V195L122 194H120L119 193V191L117 190H114L115 188L114 187H112V189L111 188H108V189H106L105 190V188L104 189H102L103 191H98V190H92L93 192H94V195H97V196H101V198H104V199H101L100 197H98V198H100V199H94V200H92V199H85L84 197H86V196H84L85 194L87 195L88 194V191L89 190H86V193H84L85 191L84 190H82L81 189V184H82V182H83V179H81L82 180V182L80 181V183L78 182L79 181V179H76V178H79L80 177V174L82 173L81 171V173L79 174V171H78V168L76 169V170H73V169H71ZM142 171H141V173H142ZM143 171V172H144ZM148 171H149V173H148ZM167 171L168 172H174V174L175 175H173V172H172V175H169V173L167 174ZM203 171H205V172H203ZM223 171V172H222ZM38 172H40V173H38ZM46 172V171H45ZM78 172V173H77ZM166 172V173H165ZM194 172H197L196 174L198 175L199 174V176H200V174L201 173H205V175L207 176V180H208V178H209V176H211L210 178H212V179H214V180H211V181H207L206 179H203L202 177V175H201V178L203 179V180H206L205 181V183L203 184V186L204 185H206V187L207 188H205L204 189V187H202L201 188V192L199 191L198 192V190H196V192H192L194 189V187L195 188H197L196 186H195V181L196 180H199L198 179V176L196 177V179H195V177L193 178L192 176H194L193 174H195ZM226 172H228V174L226 173ZM165 173V174H164ZM41 174V175H40ZM47 174H50V172H49V170H47ZM159 174V175H158ZM171 174V173H170ZM209 174V175H208ZM216 174H217V172H216ZM239 174V173H238ZM66 175V176H67ZM142 175H144V176H146L144 173H142ZM189 175V176H188ZM223 175H225V176H223ZM228 175V177L226 178V176ZM231 175H233V176H231ZM47 175H45V177H46ZM67 176V177H68ZM140 176H141V174H140ZM144 176L143 177H139L141 180H139V178H138V181L140 182H142L143 181V178H144ZM177 176V177H176ZM215 176V175H214ZM43 177H44V175H43ZM185 177V178H184ZM190 177H192L193 178V180H191L192 178H190ZM69 178H67V181H68V179ZM144 178V179H145ZM182 178H184V179H188V181H185L184 183H185V185L183 184V179ZM209 178V179H210ZM226 178V179H225ZM229 178V180H227ZM168 179V178H167ZM165 180V179H164ZM163 180V181H164ZM201 181V179L199 180V182H197V183H200V182H204V181ZM75 181H77L78 183H75ZM194 181V182H193ZM215 181V182H214ZM225 181V182H224ZM230 181V182H229ZM139 183V184H141L142 185V183ZM157 182V183H156ZM173 182V183H172ZM68 183V182H67ZM133 183H135V182H133ZM161 185H160V184ZM231 183H233L232 185H231ZM238 183V182H237ZM145 184V185H144ZM158 184V185H157ZM167 184V185H168ZM170 184V185H171ZM187 184V185H186ZM137 185V184H136ZM143 185L144 186H147L146 185V183L145 182H143ZM174 185H172V186H174ZM259 185V184H258ZM257 185V188H255V190L256 191H258L259 193H264V187H260V186H258ZM197 186H201V185H197ZM79 187V188H78ZM150 186H149V188H151ZM171 187V186H170ZM136 188H139V187H136ZM199 188V187H198ZM78 189V190H77ZM79 189H81L82 191H84V192H81L80 193V190ZM155 189H157V188H155ZM169 189V188H168ZM167 189V190H168ZM177 189H180V190H177ZM212 189V190H211ZM235 189V190H234ZM70 190V191H69ZM73 190H75V191H73ZM111 190V191H110ZM170 190V189H169ZM185 190V191H184ZM203 190V191H202ZM214 190V191H213ZM54 191H56V190H54ZM53 191V192H54ZM128 191V190H127ZM127 191H124V192H127ZM141 191H142V193H141ZM143 191H145V192H147V194H148V196H147V198L149 199V200H152V201H149L147 204H143L142 202H145V201H143V199L144 198H146L145 196H144V194H146V193H144ZM155 191V190H154ZM181 191V192H180ZM206 191H207V193H206ZM50 192V191H49ZM77 192H79V193H77ZM110 192V193H109ZM113 192V193H112ZM114 192H115V194L118 192V194H120V200L119 199H115V201L117 200V202L116 203H118L119 205H118V207L115 205L114 206V204H116L115 203V201H113L112 200V198L114 197ZM123 192V191H122ZM139 192V193H138ZM152 192H153V190H152ZM156 192V191H155ZM169 192H171V191H168V193ZM257 192V193H258ZM65 193V194H64ZM90 194L89 195H87V196H90L91 195V190H90V192H89ZM158 193V192H157ZM156 193V194H157ZM233 193H234V195L236 194V198H235V196L233 195ZM57 194V195H58ZM64 194V195H63ZM146 194V195H147ZM155 193H153V195H154ZM155 194V195H156ZM200 194V195H199ZM231 194H232V196H234V197H232L231 196ZM93 195V194H92ZM91 195V196H92ZM102 195H104V197H102ZM106 195V196H105ZM129 195V196H128ZM138 195V196H137ZM151 195H152V193H151ZM260 195H262V194H260ZM63 196H66L67 198L66 199H64L63 198ZM84 196V197H83ZM91 196H90V198H91ZM123 196V201H125L124 199H125V197ZM158 196V195H157ZM166 196H168L167 194H166ZM210 196V195H209ZM206 197L207 198V200H208V198L210 199V197ZM215 196H217V198L219 197L218 196V194H214V197ZM225 196H224V198H225ZM231 198H230V197ZM40 197V196H39ZM83 197V198H82ZM96 197V196H95ZM117 198H118V195L116 196ZM138 197V198H137ZM51 198V199H50ZM52 198H54V199H52ZM69 198V199H68ZM89 198V197H88ZM155 198V197H154ZM213 198V196L211 197V199ZM216 198V197H215ZM233 198H235V199H233ZM244 198V199H243ZM39 199V198H38ZM42 199V200H43ZM148 199H146V200H148ZM205 199V198H204ZM220 199V197L217 199V200H219ZM231 199V200H230ZM31 200V199H30ZM63 200V201H62ZM204 201V203H203V201ZM233 200V202H231ZM246 200V201H245ZM248 200V201H247ZM255 200H256V202H255ZM257 200H258V202H257ZM259 200H260V202H259ZM36 201H38L37 199H36ZM40 201H41V199H40ZM112 203H111V202ZM215 201V200H214ZM214 201H212V200H210V202H213V204H214ZM221 201H219V202H221ZM147 202V201H146ZM154 202H156V200L154 201ZM34 203V204H33ZM41 203V202H40ZM114 203V204H113ZM208 203V202H207ZM235 203H237L238 205H237V207H236V204ZM249 205V204H252V207H255V208H252L251 209V207L250 208H246V206L245 205H247V204ZM253 203H255V204H253ZM47 204V205H46ZM125 204V205H124ZM148 204H150L151 206H152V208L148 205ZM188 204V205H187ZM200 204H204V205H200ZM217 204V203H216ZM219 205H220V203H218ZM142 205H144L145 206V211H144V206H142ZM169 205H171V204H169ZM207 205H209V204H207ZM255 205V206H254ZM262 205H264V204H262ZM39 206V207H38ZM124 206V207H123ZM139 206H141V207H143L142 208V210H141V207H139ZM177 206H179V208H180V210H179V208L177 207ZM191 206V207H190ZM245 206V207H244ZM251 206V205H250ZM260 206V205H259ZM27 207V206H26ZM148 207V208H147ZM153 207L154 208H156V207H158L157 209H160V211L161 212H159V210H158V212L159 213H156L157 212V209L155 210V212H153L154 210H153ZM163 207V208H164ZM196 208V209H198V210H200V209H204V208ZM212 207V206H211ZM13 208H15L18 212H21V209H19L18 207H13ZM125 210H124V209ZM178 208V209H177ZM189 208H191L190 210H189ZM220 208V207H219ZM246 208V209H245ZM195 208H193V210H194ZM195 209V213L194 214H196V210ZM235 209H232L231 211H234ZM25 210L27 211V209L24 207V210H22V213L24 212V213H26L25 212ZM123 210H124V212L125 211H127L126 212V214L129 212V213H131L130 214V216H129V218H128V216H127V218H128V221H124L126 218V214L124 213L123 214ZM141 210V211H140ZM171 210H173V212L171 211ZM177 210V211H176ZM221 210V211H220ZM249 210V211H250ZM12 212H13V210H11ZM11 211H9V213H11ZM30 211V210H29ZM166 211V210H165ZM164 211V213L166 214V212ZM179 213L178 214V220L177 221H175V217L176 216H174V215H172V213ZM175 211V212H174ZM180 211L182 212V214H180ZM189 211H190V213H189ZM230 211V212H231ZM241 211V212H242ZM247 211V210H246ZM259 211H261V210H259ZM15 212V211H14ZM28 212V211H27ZM150 212V213H149ZM153 212V214L152 215H158L159 217H157V219H156V217H154L155 218V223H158V224H154L153 223V220L151 221L152 223L151 224H148L147 226H146V224L147 223H145L144 221H146V220H143L142 218V216H145V215H143V214H148L149 215V217H151L152 215H151V213ZM197 212H199V211H197ZM221 212H223V213H221ZM237 212V213H236ZM236 212H234V213H236V214H234V217H235V219H238V217L236 216L237 214H238V211H236ZM257 212V211H256ZM17 213V212H16ZM30 213H31V211H30ZM33 213V212H32ZM31 213V215L30 216H33V214ZM156 213V214H155ZM175 213V215H177ZM260 213L261 212H258V214L260 215ZM262 213H264V208H262ZM14 214V213H13ZM138 214V215H137ZM142 214V215H141ZM187 214V215H186ZM188 214H191V217L190 216H188ZM241 214V213H240ZM243 213H242V217L244 218V215ZM250 214V213H249ZM256 214V213H255ZM19 215H20V217H21V213H19ZM18 215V216H19ZM125 215V216H124ZM129 215V214H128ZM134 216V218L137 216V221H136V219H135V222H134V218H132L133 220H131L130 219V217H133ZM148 215H146V216H148ZM151 215V216H150ZM169 215H165L166 216V219H171V218H168V216ZM182 215V216H181ZM230 215V214H229ZM259 215H258V217H259ZM22 216H24V215H22ZM75 216V217H74ZM77 216V217H76ZM123 216V217H122ZM141 216V217H140ZM169 216V217H170ZM223 216V215H222ZM240 216V215H239ZM252 216V217H251ZM255 216H257V214L256 215H250V219L252 218V220L253 221H255V225L254 226H252V224L254 223H252L251 222V224L250 223H246V226H247V224H248V226L247 227H249L250 226V229L249 228H244V227H246L245 225H241V224H235V222L234 223H232V224H235L236 226H231L232 227V230H227V229H225V230H227V232L226 231H224V228L222 229L224 232L222 233V234H224V235H226V240H225V242L226 243H224V240H223V243L224 244H226V245H224V246H226V247H223V245L222 246H220V243H222V240H220L219 239V241H218V243H217V245L216 244H214V245H216L215 247H216V249L217 250H215L214 251V245L212 246L213 248L211 249V251H212V253H213V255L216 253V254H218L219 252L221 253V252H223V251H219V248L221 247V248H223L222 250H224L225 248H226V250H228L227 252L226 251H224V252H226L225 254H226V256L224 255V254H222L221 256L220 255H218L219 257H217V261H218V258H220L221 257V259H219L220 260V262L218 263V264H264V214H261V217H259V218H254ZM24 217V218H25ZM58 217H60V218H68L69 219V217H70V219L69 220H66L67 222L69 221L70 223H67V222H65V220H62V223H59L60 221H59V218ZM72 217H74L75 219L76 218H80V219H78V221L77 222H75L76 220L75 219H71ZM121 217V218H120ZM140 217V218H139ZM188 217H190V218H188ZM225 217V216H224ZM246 217H249V216H246ZM23 218V219H24ZM58 218V219H57ZM151 218H153V217H151ZM162 219V220H160V219ZM241 218V217H240ZM243 218H241L242 220H243ZM25 219V221L27 222V220ZM122 219H124V220H122ZM143 220V221H141L140 222V220ZM150 219V218H149ZM18 220H21L20 218L18 219ZM56 220H58V221H56ZM61 220V219H60ZM71 220V221H70ZM75 220V221H74ZM80 220L82 221V222H80ZM127 220V219H126ZM129 220H131V221H133V222H131L130 221V223H128L129 222ZM239 220V219H238ZM242 220H240V222L242 221ZM246 219L244 218V221H245ZM260 220V222H258ZM28 221V222H29ZM64 221V222H63ZM72 221H73V223H72ZM124 221V222H127V224L126 223H124L123 225H122V222ZM147 221H148V219H147ZM159 221H161V222H159ZM180 221V220H179ZM257 221V222H256ZM14 222V223H13ZM18 222V221H17ZM78 222L80 223V224H78ZM137 222H140V224L139 223H137ZM166 222L167 221H165V224H164V226H163V228H166L165 226L167 225L166 224ZM169 222H170V220L168 221V224H169ZM239 222V221H238ZM246 222H249V219L246 221ZM25 223V222H24ZM133 223H135V225H133ZM145 223V226L147 227H145L144 228V226L142 225V224H144ZM148 223H150V221L148 222ZM186 223V222H185ZM242 223V222H241ZM134 226H132V225ZM162 224V226L160 227V225ZM171 224H172V222H171ZM242 224H245L244 222L242 223ZM128 225V226H127ZM137 225H139V226H137ZM141 225H142V227H141ZM149 225H151V226H149ZM156 225V226H155ZM157 225H159V226H157ZM173 225V224H172ZM177 225H179V224H177ZM131 228H130V227ZM149 226V227H148ZM229 226H230V224H229ZM125 227H127L128 229H126ZM167 227H170V225L169 226H167ZM179 227V228H178ZM177 228L178 229H180V226H178ZM194 228H195V225L193 226ZM192 227V230H194V228ZM228 227V226H227ZM226 227V228H227ZM21 228L23 229V231H27V228H29L31 231H29V232H31L30 234H29V232H27V235H28V237L26 238H24V236L25 235H22L21 234ZM135 229V230H133V229ZM139 228V229H138ZM142 228V229H141ZM149 228L151 229V230H149ZM28 229V230H29ZM130 229V230H129ZM144 229V230H143ZM160 229V230H159ZM167 229V228H166ZM245 229V231H242V230H244ZM246 229L248 230H252V232H247L246 231ZM255 229V230H254ZM138 230V231H137ZM196 230H198V229H196ZM124 231H125V233H124ZM129 231V232H128ZM131 231V232H130ZM149 232V236L152 234V239H150L149 238V236L147 235V236H144L145 234L144 233H142V232ZM158 231H159V233H158ZM175 234L176 233H178L177 232V229L175 228ZM179 231V230H178ZM228 231L231 233H229L228 234ZM253 231H256V236L254 237L253 236ZM128 232V233H127ZM134 232V233H133ZM137 232H140L141 234H139L138 233V235H140V237L138 236V235H135V233L137 234ZM147 232V233H148ZM194 232V231H193ZM245 234V232H247V233H249L248 235H246V239H247V241H249L250 242V240H248V238L249 239H251L252 241L250 242V243H248L246 240H244V241H246L245 243H247V244H244L243 245V247H242V249H241V247L239 246L238 247V244L239 245H241L242 246V244H240V243H238L237 244V238L239 237V235H240V237L239 238H245V237H243L244 236V234ZM131 233V235H133L132 237L129 235ZM146 233V234H147ZM173 233H174V231H173ZM253 233V234H252ZM21 234V235H20ZM23 234H25V233H23ZM123 234V235H122ZM155 235H157L156 237H155ZM159 235V236H158ZM20 236V237H19ZM135 236H137V237H135ZM141 236H142V239H143V242L142 241H140L141 240ZM153 236H154V239H153ZM222 236V235H221ZM230 236V237H229ZM250 236V237H249ZM253 236V237H252ZM19 237V239H17L16 240V238H18ZM140 238V240H139V238ZM143 237H145V240H144V238ZM147 237V238H146ZM158 237V238H157ZM252 237V238H251ZM130 238H133V239H131L130 240ZM134 238H136L138 241V247L141 245V244H144L143 246H145L146 245V247H144V249L142 250L141 249V254L139 253V251L140 250H135V248L136 249H140V248H137V247H135V245H137V242L136 241H134V243H132L133 241L132 240H135ZM149 238V239H148ZM157 240H156V239ZM170 238V240H168ZM228 238V239H227ZM146 239H147V241H146ZM159 239V240H158ZM152 240H155V241H152ZM168 240V241H167ZM231 240V241H230ZM238 240H241V239H238ZM157 241H160V242H157ZM233 241V242H232ZM155 244H154V243ZM162 242H164L165 243V245H163L164 243H162ZM229 244H228V243ZM231 242V243H230ZM241 242V241H240ZM161 243H162V246H160L161 245ZM171 243V244H170ZM241 243H243V242H241ZM130 244V245H129ZM133 246H132V245ZM170 244V245H169ZM230 244L232 245V246H230ZM132 246V247H131ZM153 246V247H152ZM168 246H170V247H168ZM174 246V247H173ZM230 246V248L228 249V247ZM133 247H135L134 249H133ZM141 247H142V245H141ZM174 249H173V248ZM143 248V247H142ZM152 248V249H151ZM166 248V247H165ZM169 248V249H168ZM171 248V249H170ZM149 250V252H147L148 250ZM155 250V252H156V254H155V252L153 253V254H155V257H157L156 259H158V260H156L154 257H152V255L153 254H151V252L152 251H154ZM160 251H159V250ZM162 249V250H161ZM173 249V250H172ZM127 250H130L129 252L127 251ZM133 250V251H132ZM169 250V251H168ZM137 251H138V253H137ZM145 251V252H144ZM166 251L169 253H171L172 255H169L168 253H167V255L165 256V257H168L169 259H170V257L172 258V259H177V254H178V251H177V249H175V245L172 243V241L171 242H169L168 243V245H167V249H166ZM132 252H134V253H137V254H134V253H132ZM175 252H177L176 253V255L175 254H173V253H175ZM181 251H179V254H184L183 253V251H182V253H180ZM218 252V253H217ZM223 252V253H224ZM128 253V254H127ZM130 253V254H129ZM145 253V254H144ZM147 253V254H146ZM151 254V255H149V254ZM158 253V254H157ZM160 253V254H159ZM4 254V255H3ZM143 254V256H141ZM215 254V255H216ZM141 257H143V258H141ZM145 255V256H144ZM157 255V256H156ZM169 255V256H168ZM187 255H188V253H187ZM190 255V254H189ZM188 255V256H189ZM137 256V257H136ZM139 256V257H138ZM147 256H149V257H147ZM150 256H151V258H150ZM154 256V255H153ZM164 256V255H163ZM187 256V257H188ZM191 257V256H190ZM189 257V258H190ZM138 258H141L142 260H141V262H140V259H138ZM148 258H150L149 260H147ZM179 258H180V256H179ZM1 259V260H2ZM138 259V260H137ZM152 259H154L155 261H157V262H155V261H153L152 262ZM160 259V260H159ZM165 260H167L166 258H164ZM163 259V260H164ZM174 259V260H175ZM181 259V258H180ZM182 259H184V258H182ZM171 260V259H170ZM173 260V262L175 263V261ZM190 260V259H189ZM189 260H187L188 262L186 263V264H191L192 262H190ZM108 261V262H107ZM111 261V262H110ZM150 261H151V263H150ZM159 261V262H158ZM168 261V260H167ZM166 261V262H167ZM178 261H180V260H178ZM173 262H171V261H169V263L170 264H173ZM181 262V261H180ZM185 262H186V260H185ZM163 264H165V263H163ZM176 264H177V261H176ZM178 264H180V263H178ZM182 264V263H181ZM217 264V263H216Z\"/></svg>",
	"mask_w": 264,
	"mask_h": 264
}]
</instances>
